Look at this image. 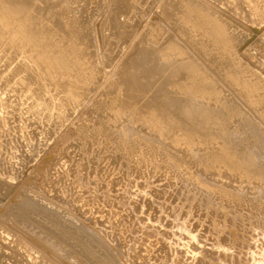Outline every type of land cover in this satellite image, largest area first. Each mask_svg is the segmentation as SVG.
<instances>
[{"label":"bare ground","instance_id":"bare-ground-1","mask_svg":"<svg viewBox=\"0 0 264 264\" xmlns=\"http://www.w3.org/2000/svg\"><path fill=\"white\" fill-rule=\"evenodd\" d=\"M3 1V0H2ZM7 1V0H6ZM33 1V0H32ZM42 1V0H41ZM44 1V0H43ZM46 1V0H45ZM56 1V0H55ZM55 1H53V2H55ZM66 1V0H65ZM92 1V0H91ZM103 1H105L106 2V6L107 5H109L110 6V12H109V15L107 16V18L104 20V22H103V24H105V27L106 26H110L112 29H114L113 30V32H114V34H118L120 37H121V39H122V41L121 40H119V41H121L124 45H128L129 46V49H128V51H126V52H124V53H126L125 55V57H124V54H123V57L124 58H122V59H120L121 60V62L118 60V62H120V64L117 62V60H115L117 63L116 64H119L118 66L116 65V67L114 66V62H113V60H110L109 58H110V56L109 57H105V55H101V54H99V53H96V52H94L96 55H94L93 56V58L95 59V63H99L100 65L102 64V59H103V57L105 58V59H107L106 60V62L107 63H109L110 61V65H111V63L113 62L114 64L110 67V65L108 64V67H107V65H106V68L104 67V69H109L110 70V68H114V70H111L112 71V73H110L109 72V70H108V72L110 73V74H108V72H106V70H104V69H102V74L101 73H99L98 72V70L100 71V69H95V64L93 65V67L94 68H92V66L90 67V74H89V72H88V76H85V77H87V78H89L90 77V79H86V80H88L87 82H86V80L84 81V83L86 82V83H88L89 82V80L91 81L89 84H87V88L85 87V84H83V86H81V87H79L80 85H82V84H80L78 87H74L73 85H74V82H76V80H74V82H73V80H72V82H73V85L71 86V85H68V80L67 81H65V82H61V81H59V82H55V80H53L55 83V85L53 84V83H51L52 81H51V79H50V81H48V79L47 78H40L39 77V75H38V73H40L39 71H38V69L40 68L39 67V63H37V64H35V61H34V63H32V64H34V65H30V66H28V65H26V64H22V66L19 68L18 67V71L15 73L14 71V73L13 72H11V75H14V76H12V77H14L15 79H17L16 77L17 76H19V80H17V81H19V83L17 82V84H19L18 86L21 88V89H24V90H26V92L28 91L29 93H31V98L33 97L34 99H35V102L37 103L36 105H39L40 107H42L43 109H44V111H46L47 113L48 112H50V108H51V104H50V102H51V100L53 101V99H55L56 97H58L59 98V96H61L60 97V100L59 101H61L60 102V107H61V113L60 114H55V115H53V114H50V113H48V114H44L45 115V118L43 117V116H38V114L39 113H37V114H33V115H31L32 117L30 118L29 116L30 115H27L26 117L27 118H25L26 120H27V122H26V120H25V124H24V119L23 120H21L20 122H18V120H17V115H19V114H17V115H10V116H17V117H15L16 118V125L18 126V128H17V126H13L14 128H11V130L12 129H16V131H18V133H21V132H24L25 134H27L26 135V137L25 138H28L27 136H30L29 138H35V136H39V135H42V134H44V135H47L46 137L48 138V140H49V142H50V139L52 138V139H54L53 137H56L55 139H57V141H56V143L60 140L59 138H61L62 137V134L61 135H59V129L62 127V125L65 123V122H67L68 123V117L71 119V118H73V117H71V116H74V114H69V113H72L73 111H74V109H76L77 107H84L85 105V103L88 101H92V102H94L93 103V105L95 106V107H93L94 109L92 110V111H90V113H88L89 111H87L88 109H86L87 107H85L84 109H86L85 111H87V115H88V117L87 118H84V122H82L83 120V118L81 117V116H78L77 118L75 117V120H78V122L77 123H74V122H72L71 123V125H72V127L73 126H75V132L76 133H80V134H83L84 132L86 133V136L88 135L90 138H92L94 141L97 139H101V142H103L104 143V145L106 146V147H111V148H113V150H114V153L112 154L113 155V157L116 159V157H123V161H129L130 160V162H131V160H132V162H133V164H135L134 166H133V164H132V166H133V168L132 169H134L135 170V172H142L143 173V171H141V170H143V169H137L136 168V165H137V160L138 159H132V158H134L135 156H137L140 152H142V151H144L143 153H146V154H148L149 156H151V157H153V158H151V165H154V163H156V161H158V163H156V167H154L155 168V170H156V172H158V170H161V169H163V168H167V167H169V168H174L175 169V172L176 173H180V172H183V171H185V170H187L189 173H190V178L195 182V185H197V186H200V187H202L203 189H204V191H205V193L206 194H208V196H206L207 198L206 199H208L209 197H212L213 195H214V201H218V203H219V201H220V205L222 206L221 207V209L219 210V214L218 215H220V216H226L227 215V210L225 209V205H227V204H229V205H234V206H236L238 209V213H240L241 214V216H243L244 218H246V217H248V215H250L251 216V218H252V215H256V216H258L259 214H262V212L264 213V211H262V210H264V184H262V185H260L261 187H258V185L261 183V181L263 182V178H264V69L262 68L264 65V63L263 64H256V65H254L253 67H251V65H252V63L248 66L247 64H244L242 61H240L239 59H237L236 58V60L235 59H233V57L236 55V54H234V49L238 46L237 45V43L239 42V41H241V40H237L238 38H239V35H237L236 34V36H238V38H236V36L235 35H231V33H229L230 31H228L227 30V26H229V25H227L226 26V21H227V18L225 19V17L223 18V17H221L220 16V14L218 15V12H216V10L214 11V9H213V7L212 8H210L207 4H205V3H203V1H201V0H178L177 2L175 1V0H164L165 2H164V4L162 3L161 4V2H157L158 4L157 5H159L158 7H160V10H159V8H158V10L159 11H157V12H155L154 13V17H152V21L151 22H144L145 23V27L147 26V30L144 32V34H140V36H139V38H137V39H135L134 40V38H133V36H134V32H135V30H137L138 28H137V25L139 24V22L138 21H140V20H138L137 21V19L139 18V15L140 14H145L144 12H143V10H144V8H141V7H138V4H140V3H138V4H135L136 2H134L133 0H102V2ZM142 1V0H141ZM155 1V0H154ZM175 1V2H174ZM204 1H206V0H204ZM214 0H212V4L215 2H213ZM1 2V1H0ZM27 2V1H26ZM30 2V1H29ZM61 2V1H60ZM63 2V1H62ZM73 2V1H72ZM71 2V3H72ZM79 2V1H78ZM87 2V1H86ZM94 2H96V0L94 1ZM93 2V3H94ZM97 2H99V1H97ZM101 1L99 2V5H100V3H102ZM104 2V3H105ZM175 3V5L177 6V8H175L176 6L174 5V3ZM207 2V1H206ZM209 3H210V0L208 1ZM243 2H245L244 0H243ZM8 3V4H7ZM7 3H5V4H7V5H5V7H6V15L4 14L3 16H5L4 18H6L7 17V19H8V16L10 15V16H14V15H17L18 13L20 14V17H17L16 16V19L14 18V22H17L16 20H22V17L23 18H25L24 17V15H22L21 16V13L23 14V12L21 11H19V9L21 8L22 9V3H24V0H9ZM32 3V2H31ZM30 3V5L32 6V4ZM33 3H35V1L33 2ZM47 3H49V4H51L50 2H47ZM69 3V2H68ZM90 3V2H89ZM172 3V6H173V8H175L176 10H181V9H185V10H183V11H185V12H183V13H185L184 15H185V17H186V14L190 17V20H188L187 18V20H186V22L185 21H182L184 18H182V20H180L181 18H179L180 16H178L177 17V13H174V12H177V11H175L174 9H172L171 11H169L170 9H169V7H167L168 5H170ZM215 3H217V4H219L220 2H215ZM214 3V4H215ZM222 3V2H221ZM248 4H251V9H250V11H248V13L249 12H251L250 13V15L247 13V15L248 16H250L252 19L250 20V21H252L253 23H255V24H257V27H259L258 26V24L260 25H263L264 24V0H248V2H247ZM246 3V4H247ZM1 4H3V3H1ZM28 4V3H27ZM45 4V3H44ZM81 4V3H80ZM86 4V3H85ZM143 4V3H142ZM146 4V3H145ZM144 4V5H145ZM213 4V5H214ZM224 4V3H223ZM246 4H244V5H246ZM30 5H27V6H30ZM38 5V4H37ZM65 5V4H64ZM71 5V4H70ZM75 5H76V3H75ZM84 5V4H83ZM82 5V6H83ZM87 5V4H86ZM97 5V4H96ZM102 5H104L103 3H102ZM229 5V4H228ZM232 5V4H231ZM238 5V4H237ZM1 6H3V5H1ZM0 6V7H1ZM34 6V5H33ZM54 6V5H53ZM56 6V5H55ZM63 6V5H62ZM67 6V5H66ZM77 6V5H76ZM81 6V7H82ZM94 6V5H93ZM105 6V8H107ZM155 6V5H154ZM171 6V7H172ZM215 7H218V6H216V5H214ZM242 6V5H241ZM241 6H240V8H241ZM4 7V6H3ZM2 7V8H3ZM23 7H25V10H26V3H25V6L23 5ZM36 7V6H35ZM39 7H41V6H39ZM39 7L37 6V11L38 12H40V13H42L40 10H39ZM43 8H44V6H42ZM41 7V10L43 9ZM49 7V6H48ZM74 7V6H73ZM86 7V6H85ZM102 7V6H101ZM220 7H222L221 5H220ZM224 7V6H223ZM53 8V7H52ZM61 8V6L59 7V9ZM64 8V7H63ZM69 8H71V7H69ZM78 8V7H77ZM77 8H74V9H77ZM151 8H152V6H151ZM29 9H30V7H29ZM48 9V8H47ZM46 9V10H47ZM50 9H51V5H50ZM55 9V8H54ZM80 9V8H79ZM83 9V8H82ZM143 9V10H142ZM154 9H156V7L154 8ZM218 9V8H217ZM242 9V8H241ZM28 10V9H27ZM44 10V9H43ZM49 10V9H48ZM66 10V9H65ZM64 10V11H65ZM68 10V9H67ZM66 10V11H67ZM84 10V9H83ZM86 10V9H85ZM84 10V11H85ZM100 10V9H99ZM98 10V11H99ZM104 10V9H103ZM146 10V9H145ZM144 10V11H145ZM151 10V9H150ZM150 10H146V11H150ZM226 10V9H225ZM233 10V9H232ZM236 10V9H235ZM52 11V10H51ZM63 11V12H64ZM78 11V10H77ZM92 11V10H91ZM102 11V10H101ZM108 11V10H107ZM123 11L127 14V12L128 13H130L131 15V19L127 22V24L126 23H120L119 21H118V18H117V16L119 17L120 15L119 14H117V13H123ZM145 11V12H146ZM234 11V10H233ZM242 11V10H241ZM246 11V10H245ZM3 12V11H2ZM18 12V13H17ZM25 13H28L27 11H24ZM32 13L34 12V11H31ZM45 12V11H44ZM56 12V11H55ZM63 12H62V14H63ZM75 12V11H74ZM82 12V11H81ZM80 12V13H81ZM105 12V11H104ZM148 12L146 13L147 15H148ZM181 12V17H184V15H183V13ZM223 12V11H222ZM225 12H227V11H225ZM237 12V11H236ZM4 13V12H3ZM2 13V14H3ZM17 13V14H16ZM30 13V12H29ZM32 13H30V14H32ZM36 14H37V12H35ZM51 13V12H50ZM77 13V12H76ZM76 13H74V14H76ZM89 13V12H88ZM239 13H240V11H239ZM242 13V12H241ZM244 13H246V12H244ZM7 14H8V16H7ZM44 14V13H43ZM47 14V13H46ZM49 14V13H48ZM61 14V13H60ZM64 14H66V13H64ZM72 14V13H71ZM86 14V13H85ZM126 14H124V15H126ZM146 14H145V16H143V15H141L142 17H146ZM178 14H179V12H178ZM232 14H234V13H232ZM1 15V14H0ZM55 15V14H54ZM59 15V14H58ZM67 15H68V13H67ZM80 15V14H79ZM103 15H104V13H103ZM122 15V14H121ZM242 15V14H241ZM244 15V14H243ZM27 16V15H26ZM28 16H30V15H28ZM27 16V17H28ZM43 16V15H42ZM47 16L48 15H46V17L45 18H47ZM53 16V15H52ZM56 16V15H55ZM72 16H73V14H72ZM71 16V17H72ZM77 16H78V14H77ZM87 16V15H86ZM92 16H93V14H92ZM95 16V15H94ZM97 16V15H96ZM123 16V15H122ZM150 16H152V15H150ZM149 16V17H150ZM222 16H223V14H222ZM233 16V15H232ZM36 17V16H35ZM62 17V16H61ZM60 17V18H61ZM85 17V16H84ZM99 17H100V15H99ZM99 17H97V18H99ZM126 17H128V16H126ZM149 17H146V18H148V20L150 19ZM227 17V16H226ZM247 17V16H246ZM1 18V17H0ZM3 18V19H4ZM12 18V19H13ZM31 18V17H30ZM38 18V17H37ZM40 18V17H39ZM38 18V19H39ZM90 18V17H89ZM93 18V17H92ZM125 18V17H124ZM179 18V19H178ZM244 18V17H243ZM3 19H1V21H0V23L2 22V20ZM11 19V20H12ZM26 19V18H25ZM28 19V18H27ZM25 20V21H28V20ZM34 19V18H33ZM49 19H50V17H49ZM57 18H55V20H56ZM62 19V18H61ZM65 19H67V18H65ZM74 19V18H73ZM77 19V18H76ZM141 19V18H140ZM236 19V18H235ZM240 19H242V18H240ZM10 20V19H9ZM18 20V21H19ZM36 20V19H35ZM47 21H48V18L46 19ZM96 20V22L98 23V20L99 19H95ZM142 20H143V18H142ZM154 20H155V22H156V24H153L154 23ZM237 20V19H236ZM235 20V21H236ZM239 20V19H238ZM247 20V19H246ZM249 20V19H248ZM60 21H62V20H59L58 22H60ZM65 21V20H64ZM69 21V20H68ZM68 21H66V22H68ZM78 21H80V20H78ZM78 21H76V22H78ZM89 21V20H88ZM182 21V22H181ZM188 21V22H187ZM232 21V20H231ZM245 21V20H244ZM4 22V21H3ZM8 22V21H7ZM13 22V23H14ZM20 22V21H19ZM32 23H33V21H31ZM35 22V21H34ZM37 22H38V20H37ZM39 22H40V20H39ZM42 22V21H41ZM45 22V21H44ZM56 21H54L53 23L54 24H56L55 23ZM87 21H85V23H86ZM93 22V21H92ZM101 22V21H100ZM126 22V21H125ZM143 22V21H142ZM160 23V24H158V23ZM230 22V21H229ZM9 23V22H8ZM43 23V22H42ZM42 23H40V24H42ZM46 23V22H45ZM48 23V22H47ZM78 23H80V22H78ZM77 23V24H78ZM85 23H83V25L85 24ZM146 23L148 24V25H146ZM189 23V24H188ZM228 23V22H227ZM246 23V22H245ZM2 24V23H1ZM14 24H16V23H14ZM25 24V23H24ZM30 25H31V23H29ZM35 24V23H34ZM54 24H52V25H54ZM57 24H59V23H57ZM56 24V25H57ZM74 24V23H73ZM90 24V23H89ZM93 24V23H92ZM94 24H96L95 22H94ZM93 24V27L91 26V25H88V26H91V27H88L87 26V28H90V30H91V32H93L94 34H97V33H99L100 34V36H101V39L99 40V41H101V45H102V49H105V47H112V45H117V44H115V43H113V44H111L110 43V41H109V36H107L106 34L105 35H103L104 37L102 38V32L101 31H103V30H101L103 27L102 26H104V25H100L99 27H95V25ZM140 24H141V22H140ZM139 24V25H140ZM232 24V23H231ZM4 25V24H3ZM10 25V24H9ZM46 25V24H45ZM48 25V24H47ZM51 25V24H50ZM51 25V26H52ZM56 25H54V26H56ZM80 25V24H79ZM138 25V26H139ZM249 25V24H248ZM14 26V25H13ZM23 26H25V25H23ZM35 26V25H34ZM36 26H37V24H36ZM63 26V24L60 26H56L55 28H57L58 30H63V32H67V36H71V34L72 33H75L76 31H78V30H76L75 32H72V31H70L71 29L70 28H68V27H71L69 24L67 25V28L66 27H62ZM85 26V25H84ZM143 26V27H144ZM31 27V26H30ZM45 27V26H44ZM76 28H77V26H75ZM110 27H108L109 29H111ZM230 27V26H229ZM232 27V26H231ZM230 27V28H231ZM24 28V27H23ZM33 28V27H32ZM81 28V27H80ZM83 28V27H82ZM81 28V29H82ZM97 28H98V30H97ZM137 28V29H136ZM164 28H166V30L164 29ZM232 28H234V27H232ZM31 29V28H30ZM70 29V30H69ZM81 29H79V31L81 30ZM84 29V28H83ZM85 29H86V27H85ZM190 29V30H189ZM235 29V28H234ZM38 30V29H37ZM41 30V29H40ZM75 30V29H74ZM104 30H108L107 28L106 29H104ZM144 30V29H143ZM192 30V31H191ZM194 30H198L200 33V35H198V34H195V35H197V37H194V34H190V31L191 32H193L194 33ZM232 30V29H231ZM240 30V29H239ZM26 31V34L28 33V32H30L29 30L27 31V30H25ZM83 31V30H82ZM89 31V30H88ZM96 31H97V33H96ZM105 31V32H106ZM109 31V30H108ZM112 31V30H111ZM111 31H110V33H111ZM198 31H197V33H198ZM2 32V31H1ZM0 32V33H1ZM11 32H12V30H11ZM16 32V31H15ZM63 32H62V34H63ZM65 32V33H66ZM72 32V33H71ZM84 32V31H83ZM90 32V31H89ZM4 35H5V33H4V31L2 32ZM23 33L25 34V32L23 31ZM140 33V32H139ZM142 33V32H141ZM166 33H167V35H166ZM179 33V35L180 36H177V34ZM196 33V32H195ZM240 33V31L238 32V34ZM47 34V33H46ZM45 34V35H46ZM84 34V33H83ZM89 34V33H88ZM109 34V33H108ZM246 34V33H245ZM10 34H8V36H9ZM15 35V34H14ZM14 35H12V36H14ZM31 39L26 35V37H28L30 40H31V42L33 41L34 42V35L32 36V32H31ZM50 35V34H49ZM75 35V34H74ZM86 35V34H85ZM84 35V36H85ZM91 35V34H90ZM38 36V35H37ZM42 36H43V34H42ZM56 36V35H55ZM54 36V37H55ZM66 36V37H67ZM73 36V35H72ZM92 36H93V34H92ZM105 36H107V37H105ZM111 36V35H110ZM115 36V35H114ZM118 36V37H119ZM177 36V37H176ZM16 37V36H15ZM23 37H25V36H23ZM26 37H25V41L26 42H29V39L27 38L26 39ZM44 37V36H43ZM47 37V36H46ZM63 37V36H62ZM78 37V36H77ZM80 37V36H79ZM90 37V36H89ZM88 37V38H89ZM97 36L95 35V38H96ZM113 37V36H112ZM111 37V38H112ZM116 37V36H115ZM137 37V36H136ZM4 38V37H3ZM3 38L1 37V34H0V58L3 56L4 57V60L6 61V59H7V56H6V59H5V55L6 54H4V52H6L5 51V46H6V42L8 41V39H7V41H4L3 40ZM6 38V37H5ZM4 38V39H5ZM22 38V37H21ZM48 38V37H47ZM64 38V37H63ZM71 38V37H70ZM73 38V37H72ZM82 38V37H81ZM81 38H79V40H81ZM100 38V37H99ZM11 39V38H10ZM19 39V38H18ZM75 39V38H74ZM87 39V38H86ZM89 39H91V37L89 38ZM240 39V38H239ZM20 40H24V38H22V39H20ZM28 40V41H27ZM40 40H42L41 38H40ZM60 40V39H59ZM83 40H84V38H83ZM97 40V39H96ZM137 40V41H136ZM242 40H244V39H242ZM14 41V40H13ZM16 41V40H15ZM46 41V40H45ZM91 41V40H90ZM94 41V40H93ZM115 41V40H114ZM118 41V42H119ZM17 42V41H16ZM15 42V43H16ZM31 42H29V44L28 45H30V43ZM48 42V41H47ZM47 42H45V43H47ZM50 42V41H49ZM97 42V41H96ZM241 42H244V41H241ZM262 42V41H261ZM5 43V44H4ZM13 43V42H12ZM15 43L14 44H12V45H15ZM53 43V42H52ZM57 43V42H56ZM60 43H63V42H60ZM73 43V42H72ZM94 43H95V41H94ZM98 43V42H97ZM96 43V44H97ZM17 44V43H16ZM24 44V43H23ZM26 44V43H25ZM39 44V43H38ZM78 44V43H77ZM76 44V45H77ZM89 44H90V42H89ZM88 44V45H89ZM100 44V43H99ZM98 44V45H99ZM243 44V43H242ZM241 44V45H242ZM245 44V43H244ZM9 45V44H8ZM11 45V44H10ZM19 44H17V46H18ZM34 45H35V43H34ZM54 45V44H53ZM59 45V44H58ZM63 45V44H62ZM75 45V46H76ZM81 45V44H80ZM88 45H87V48H88ZM239 45H240V43H239ZM256 45V44H255ZM26 46V45H25ZM36 46V45H35ZM84 46V45H83ZM93 47L95 46V45H92ZM119 46V45H118ZM261 46V45H260ZM259 46V47H260ZM12 46H10V48H11ZM22 47H23V45H22ZM28 47V46H27ZM30 47V46H29ZM56 47V46H55ZM99 47V46H98ZM97 47V48H98ZM111 47H110V49H111ZM124 47V46H123ZM238 47H240V46H238ZM242 47V46H241ZM240 47V48H241ZM20 48V47H19ZM32 48V47H31ZM30 48V49H31ZM38 48V47H37ZM43 48H45V47H43ZM57 48V47H56ZM68 48V47H67ZM86 48V49H87ZM95 48V47H94ZM100 48V47H99ZM98 48V49H99ZM107 48V49H108ZM125 48V47H124ZM173 48H175L176 50H178V52H179V54L178 53H174L175 55V58L177 57L176 55L178 54L180 57H178L177 58V60L176 61H174V62H170V63H165V62H162L161 61V53H163L165 50H166V52H168V50L167 49H173ZM243 48V47H242ZM242 48H241V50H242ZM250 47H248V49H249ZM17 49V48H16ZM49 49V48H48ZM84 49V48H83ZM96 49V48H95ZM9 49H7V51H8ZM14 50H15V48H14ZM20 50V49H19ZM24 50V49H23ZM33 50V49H32ZM43 50H45V49H43ZM53 50V49H52ZM55 50V49H54ZM80 50V49H79ZM101 50V49H100ZM113 50V49H112ZM127 50V49H126ZM170 50H169V52H170ZM175 50V51H176ZM236 50H238V48L236 49ZM241 50L239 51V53L241 52ZM247 50V49H246ZM246 50H244V52H245V54H244V52H243V54L245 55V58H246V56L248 57V59L250 60H253L252 59V55H250L249 53H248V50L246 51ZM10 51H12V49L10 50ZM38 51V50H37ZM41 51V50H40ZM39 51V52H40ZM60 51H62V50H60ZM88 51V50H87ZM106 51V50H105ZM251 51V50H250ZM9 52V51H8ZM16 52V51H15ZM38 52V53H39ZM48 52V51H47ZM55 52V51H54ZM53 52V53H54ZM59 52V51H58ZM64 52H66V51H64ZM91 52V51H90ZM99 52V51H98ZM104 52V51H103ZM106 52H108V51H106ZM119 52V51H118ZM169 52H168V54H167V56H169L170 54H169ZM237 52V51H236ZM253 52V51H252ZM260 52V51H259ZM10 53V52H9ZM8 53V54H9ZM27 53V52H26ZM52 52H51V54H53ZM61 53V52H60ZM63 53V52H62ZM68 53V52H67ZM70 53V52H69ZM77 53V52H76ZM93 53V52H92ZM102 53V52H101ZM239 53L237 54L238 55V57H240L239 56ZM248 53V54H247ZM19 54H22V52L21 53H19ZM34 55H35V53H33ZM42 54V53H41ZM40 54V55H41ZM83 54V53H82ZM107 54V53H106ZM263 54V53H262ZM11 55V53L9 54V56ZM15 56V57H17L18 55L16 54V53H14L13 51H12V55L11 56ZM17 55V56H16ZM37 56H38V54H36ZM40 55H39V57H40ZM44 55H46V54H44ZM61 55V54H60ZM73 55H75L74 53H73ZM80 55V54H79ZM101 55V56H100ZM111 55V54H110ZM256 55V54H255ZM20 56V55H19ZM30 56V55H29ZM32 56V55H31ZM30 56V57H31ZM36 56V57H37ZM89 56V55H88ZM120 56V55H119ZM252 56V57H251ZM264 56V55H263ZM49 57H50V55H49ZM49 57H47V60H48V62H47V64L51 61V62H53L54 63V59H55V63L53 64L52 63V65H54V67H51V68H54V71H57L58 72V70H60L61 68H63L64 66L62 65V66H60V64L59 63H61L60 61H63V60H60L59 61V63H57L58 61H56V58L59 60L61 57H59L58 58V56L56 57V58H54V56H53V61H52V59L50 60V58ZM64 57V56H63ZM68 57V56H67ZM73 57V56H72ZM91 57V56H90ZM116 57V56H115ZM164 58L166 57V53H165V56H163ZM172 57H173V55H172ZM9 58V57H8ZM32 58H33V56H32ZM45 57H41V59H44ZM49 58V59H48ZM112 59H113V57H111ZM167 58V57H166ZM174 58V59H175ZM255 58H256V56H255ZM254 58V59H255ZM3 59V58H2ZM13 59H14V57H13ZM23 59V58H22ZM28 59H30V58H28ZM35 59V58H34ZM41 59L39 60V61H41ZM64 59H66V58H64ZM77 59V58H76ZM76 59H75V61H76ZM89 59H91V58H89ZM116 59V58H115ZM260 59V58H259ZM18 59L17 58H15V61H17ZM21 60V59H20ZM31 60V59H30ZM37 60V59H36ZM72 60H74V59H72ZM84 60H85V58H84ZM87 60V59H86ZM110 60V61H109ZM166 60V59H165ZM167 60H170V58L168 59L167 58ZM166 60V61H167ZM171 60H173L172 58H171ZM195 60L196 61H198L199 62V65L198 66H201L200 68H198V67H195V66H193V64L194 63H196L195 62ZM250 60V61H251ZM7 61H9L10 62V65H13V63H15V61L13 62V60H7ZM24 61H26V60H24ZM44 61L45 60H43L42 62H43V64H42V62H40L41 64H42V66L44 65H46V64H44ZM88 61V60H87ZM105 61V60H104ZM244 61V60H243ZM261 61V60H260ZM31 62V61H30ZM46 62V61H45ZM50 62V63H51ZM64 62V61H63ZM69 62H71V61H69ZM77 62V61H76ZM89 62H91V61H89ZM89 62H87V63H89ZM93 62V61H92ZM248 62V61H247ZM251 62H253V61H251ZM255 62V61H254ZM259 62V61H258ZM12 63V64H11ZM28 63V62H27ZM50 63L48 64L49 66H50ZM79 63H80V61H79ZM82 64H83V62H81ZM84 63H86V62H84ZM106 63V64H107ZM262 63V62H261ZM8 64V63H7ZM6 64V65H7ZM57 64L59 65V67H61V68H59V67H57L58 68V70L55 68V66H57ZM73 64V63H72ZM76 64V63H75ZM78 64V63H77ZM90 64V63H89ZM104 65H105V63H103ZM197 64V63H196ZM254 64V63H253ZM15 66H16V68H17V65L16 64H14ZM47 65V67H49ZM65 66H67V64L65 63L64 64ZM263 65V66H262ZM9 66V65H8ZM14 66V67H15ZM72 66H75V65H72ZM197 66V65H196ZM47 67L45 66V68H46V71H47ZM89 67V66H88ZM99 67V66H98ZM101 67H103V66H101ZM100 67V68H101ZM110 67V68H109ZM193 67H195V68H198V69H195L194 70V68ZM252 69H251V68ZM9 68V67H8ZM73 68V67H72ZM75 68V67H74ZM77 68H80V66L78 67L77 66ZM76 68V69H77ZM87 68V67H86ZM92 68V69H91ZM254 68V69H253ZM41 69V71L43 70V68L41 67L40 68ZM49 69V68H48ZM68 68L66 67V69L65 70H67ZM13 70H16V69H14L13 68ZM51 71H53V69H50ZM62 70V69H61ZM74 70L75 69H73V72H74ZM77 70H79V69H77ZM80 70H81V68H80ZM80 70H79V74H81L80 73ZM84 69H82V71H83ZM45 71V72H46ZM53 71V72H54ZM69 71V70H68ZM68 71H66V74H67V72ZM71 71H72V69H71ZM57 72H55L56 74H57ZM61 72H63V71H61ZM76 72H78V71H76ZM76 72H74L75 74H76ZM84 72H85V70H84ZM84 72H83V75H85L84 74ZM87 72H85V73H87ZM96 72L97 73H99L98 75H96ZM101 72V71H100ZM64 73H65V71H64ZM69 73H70V71H69ZM72 73V72H71ZM71 73H70V76H71ZM219 74L220 75V77L221 78H223L224 79V86L223 85H221L222 87V90L225 92V90L229 93H227V92H225V93H227L228 95H226L225 97H221V100L219 99V97H217V96H215V98H218V100H219V103H217L216 101H218L217 99H215V103H217L216 105L215 104H213V105H211V103L212 102H214V101H211V100H209V101H211V103H210V106H212V107H210L209 106V108L208 107H206V111H208V113L209 114H207V116H208V119L210 120V122H208V123H206V122H204V121H208V119L206 120V119H204V118H206L203 114V110H201V108H196L193 104V106H194V108L192 109L191 108V112H190V114H188V113H186V111L188 110H181V107H182V101L180 100L181 99V96H182V100H183V95L182 94H179V93H181V92H185V93H183V94H189V95H191L192 97H193V94H195V96H196V94H197V98H195V99H197V100H202L203 99V97L204 98H207L206 97V95H207V93L209 92V91H211L212 90V88H213V90L215 89L214 88V86L215 87H217V83H216V81H215V74ZM250 73H252V75H253V77H254V80H249L250 78H248V74L250 75ZM15 74H18L17 76L15 75ZM22 74V75H21ZM53 74V73H52ZM58 74H60V72L58 73ZM57 74V75H58ZM66 74H62V75H66ZM75 74L74 75H72V77H71V79L72 78H76L75 77ZM48 75V74H47ZM61 75V74H60ZM59 75V76H60ZM78 74H76V76H77ZM83 75H81V76H83ZM91 75V76H90ZM101 75V76H100ZM109 75V76H108ZM16 76V77H15ZM51 77H52V75H50ZM102 76H103V79L105 80H103L102 82H100L99 81V79L101 80V78H102ZM107 76H108V78H107ZM110 76H111V78H113V79H109L110 78ZM114 76L115 77H117V78H114ZM218 76V75H217ZM216 76V77H217ZM8 77V76H7ZM54 77H56V75H54ZM61 77V76H60ZM68 77V76H67ZM65 78V79H69V78ZM78 77V76H77ZM101 77V78H100ZM175 77H177V81H176V79H175ZM10 78V77H9ZM57 79H58V77H56ZM173 78L175 79L174 81L177 83V89H172L171 87L167 90V92L171 89L172 91L173 90H177L176 92H174L177 96H173V97H175V98H172L171 97V95H169V94H174V93H167V92H165L166 94H168L172 99H169V97H168V99L167 98H165L163 95H166V94H163L164 93V91L165 90H163L166 86H170V84L172 83V81H173ZM219 78V77H218ZM12 79V78H11ZM10 79V80H11ZM60 79V78H59ZM58 79V80H59ZM64 79V78H63ZM77 79V78H76ZM83 80L85 79V78H82ZM109 79V80H108ZM220 79V78H219ZM8 80V79H7ZM62 80V79H61ZM79 80V79H78ZM77 80V81H78ZM80 80H81V77H80ZM80 80L78 81L79 83H80ZM222 80V79H221ZM220 80V81H221ZM9 81V80H8ZM13 81V80H12ZM174 81H173V83H174ZM218 81V80H217ZM219 81V82H220ZM50 82V83H49ZM78 82H76L75 84H79ZM81 82H83L82 80H81ZM218 82V83H219ZM222 82V81H221ZM93 84V86H94V88H95V85H106V89L104 90L103 89V91L101 92V94L99 95V96H97V95H95L97 98L95 99V97H92V99L89 97H87L86 95H90L89 93H92V92H94V93H96L95 92V89H94V91H92L93 89H92V85H90V84ZM52 84H53V86H55L56 87V89L54 90V88L55 87H52ZM59 85V86H58ZM70 87V89L68 88V86ZM16 86V85H15ZM50 86H51V89H50ZM66 86V87H65ZM68 88V89H65V88ZM72 87H74V88H72ZM89 87H91V88H89ZM220 87V86H219ZM219 87L218 88H216L217 90H219ZM52 88H53V90L55 91L53 94H50L49 95V93H51L52 91ZM89 88V89H88ZM176 88V87H175ZM14 89H16V88H14ZM216 89L214 90V91H216ZM18 90L20 91V89L18 88ZM80 90V91H79ZM82 90H86L85 92H86V95H84L85 93H81L82 92ZM96 90H97V86H96ZM170 90V92H172ZM17 91V90H16ZM88 91V92H87ZM99 91H101V90H99ZM219 92V91H218ZM221 92V91H220ZM223 92V93H224ZM209 94V93H208ZM212 94V93H211ZM48 95V96H47ZM57 95V96H56ZM84 95V96H83ZM189 95H186V96H189ZM199 95V96H198ZM47 96V97H46ZM200 96H202V97H200ZM213 96V95H212ZM84 97H86V98H84ZM178 97H180L178 100H177V98ZM198 97H200V98H202V99H198ZM211 97V96H210ZM214 97V96H213ZM88 98V99H87ZM94 98V99H93ZM186 98V97H185ZM187 98H189V97H187ZM186 98V100L185 101H190L189 99H187ZM181 101V102H178V101ZM203 101V100H202ZM208 101V102H209ZM239 101H240V103H242V105L243 106H245L246 107V109H247V112L246 111H244L243 109H242V106L240 107V105H239ZM89 102V103H90ZM194 102V101H193ZM195 102H196V100H195ZM200 103H201V101H199ZM199 102H196V103H199ZM203 102H206V104H204V106H206L207 105V101H203ZM181 103V104H180ZM184 103V102H183ZM187 103V102H186ZM186 103H184V104H186ZM190 103V102H189ZM195 103V104H196ZM86 104H88V103H86ZM179 104V105H178ZM191 105V104H190ZM189 105V106H190ZM209 105V104H208ZM186 106V105H185ZM185 106H184V109H186L185 108ZM204 106L202 107V109L204 108ZM187 107V106H186ZM191 107V106H190ZM190 107H189V109H190ZM200 107V106H199ZM78 108V109H79ZM208 108V109H207ZM77 109V110H78ZM83 109V108H82ZM39 110H41V109H39ZM39 110H38V112H39ZM79 111V110H78ZM42 112H43V110H42ZM77 112V111H76ZM83 112V111H82ZM188 112V111H187ZM43 114V113H42ZM79 115H81V113H78ZM253 114V115H252ZM255 114H258L257 116H255ZM6 115V114H5ZM4 115V117L2 116V115H0V155H1V158H2V156H3V159H4V161H2L1 160V162H3V163H0V172H1V174H3L4 172L5 173H7V172H9V171H12V173L14 174V178L16 179V181H17V178H18V180L19 181H21L19 178H20V175H21V177H23L22 176V174L24 173V172H22V171H26L27 170V168L29 167V165L30 164H32L33 165V161L32 160H34L33 158H36L35 156L32 158V156H31V153H32V155H34V153L33 152H31V151H29V152H31L30 153V155L29 154H27L25 151H26V148H27V145L28 144H32V145H34V143H32V142H28V144L26 145V143H27V141L25 142V149H24V153H21L20 154V156L18 155V156H16L15 158H16V162H14L13 160H12V158L10 159V158H8V157H6V156H4L3 155V149H7V146H9V144L7 145V146H4L5 144H6V142L5 141H3L4 139H2V136L4 135V132H5V134L7 133V132H9L8 133V135L9 134H11L13 131H8V130H10V128H8V126H9V122L11 121V119L10 118H8V117H6ZM23 115V114H22ZM25 115V114H24ZM77 115V114H76ZM122 115L123 116H127V118H129L128 116H130V117H138V118H142V117H144V119H145V117L146 118H148V121L146 120V122L144 123V124H141V125H137V122H136V125L137 126H134V127H131V126H128L129 124H127V126H126V124H125V122L127 121V119L125 120L124 118H126V117H122ZM138 115V116H137ZM150 115V117L151 118H149V117H147V116H149ZM22 117V116H21ZM41 117L42 118H44V119H41ZM123 118V120H121V118ZM134 117V118H135ZM12 118V117H11ZM15 118L14 119H12V120H15ZM30 118V119H29ZM134 118H131V119H129L128 120V123H129V121L131 122L130 124H132V125H134V123H133V120H134ZM138 118H135V119H138ZM19 119V118H18ZM74 119V118H73ZM118 119H120L122 122L123 121H125L124 123H122L121 124V122H120V124H118L119 123V121H118ZM20 120V119H19ZM132 120V121H131ZM140 120H142V119H139V121H138V123L139 122H141ZM73 121V120H72ZM118 121V123H116ZM136 121V120H135ZM144 121V120H143ZM12 122V121H11ZM10 122V123H11ZM18 122V123H17ZM23 122V123H22ZM204 122V123H203ZM146 123H148L147 125H148V127L146 126ZM231 123H232V125H231ZM14 124V125H15ZM66 124V123H65ZM70 124V123H69ZM68 124V125H69ZM226 125H227V127H226ZM12 125H10L9 127H11ZM36 126V127H35ZM231 126V127H230ZM230 127V128H229ZM64 128V127H63ZM63 128H62V130H63ZM70 128H71V126H70ZM158 128H163V129H165L166 130V132L165 131H161L162 133L163 132H165V136L163 137V136H161L162 135V133L159 135V131L160 130H158ZM226 128L227 129H229V130H227L226 131ZM72 129V128H71ZM70 129V130H71ZM74 129V128H73ZM72 129V130H73ZM157 129V130H156ZM27 130H31V132L29 133ZM68 130V129H67ZM15 131V130H14ZM13 132V134L16 136L17 135V132ZM21 131V132H20ZM65 131V130H64ZM64 131H62V132H64ZM159 132V133H158ZM177 132H178V137H181L180 136V134L182 135V137L184 136L185 138L184 139H186L187 140V143H190V149L187 147V148H185V150L187 151H184L183 150V148L181 147L180 148V146L179 145H176V144H181V142L182 141H180V143H178L179 141H178V139L176 138V140H177V142H176V140H174L175 139V135L177 134ZM70 133H72V132H70ZM75 133V134H76ZM85 133H84V135H85ZM167 133H168V135H167ZM171 133H173V134H175L174 136H173V134H172V137H174V138H172V137H168L169 135L171 136ZM23 134V133H22ZM22 134L20 135V136H22ZM74 134V135H75ZM79 134V135H80ZM7 135V134H6ZM8 135H7V137L6 136H4V137H6L7 139H8ZM14 135H12V137H14ZM64 135V134H63ZM79 135H77L78 137H79ZM84 135H83V137H84ZM19 136V137H20ZM34 136V137H33ZM67 136V135H66ZM76 136V137H77ZM18 137V138H19ZM77 137V138H78ZM80 137H82V136H80ZM79 137V138H80ZM82 137V138H83ZM9 138H11V137H9ZM16 138V137H15ZM18 138L16 139V141H14V143L15 142H19L20 140H22L21 138H19L20 140L18 141ZM66 137H65V135H64V137L62 138V139H65ZM168 138L170 139V140H168ZM172 138V139H171ZM14 139V138H13ZM36 139V138H35ZM43 140L45 139V141H47V139L46 138H42ZM59 139V140H58ZM62 139L60 140L61 142H62V144H60V142L58 143V144H60L61 145V148H63L61 151L58 149V148H55V147H52V149L53 148H55V149H58L60 152H61V154H62V156H63V154H66V150L68 151V149H69V151L71 152V151H73L75 148H74V146H72V145H69V143H68V145L66 144H64V142L62 141ZM73 139H75V138H73ZM183 139V140H184ZM23 140H24V138H23ZM37 140V139H36ZM36 140H35V143H36ZM67 140V139H66ZM98 140V141H99ZM172 140V141H171ZM180 140H182V139H180ZM200 140V142L198 143L197 141H199ZM10 142L11 143V141H12V139H11V141H10V139H8L7 140V142ZM31 141H32V139H31ZM55 141V140H54ZM78 141V140H77ZM175 141V143L174 144H172L173 142ZM185 141V140H184ZM184 141L182 142V143H184ZM193 141V142H192ZM34 142V141H33ZM37 142H39V140H37ZM49 142H46V143H48L49 144ZM52 142H53V140H52ZM52 142H50V144H52ZM67 142V141H66ZM68 142H69V139H68ZM70 142H72V141H70ZM73 142H75V141H73ZM13 143V144H14ZM40 143V142H39ZM38 143V144H39ZM45 143V142H44ZM44 143H43V145H44ZM55 143V142H54ZM186 143V142H185ZM12 144V143H11ZM20 144H23V143H20ZM31 144L29 145L30 147H31ZM37 144V145H38ZM71 144V143H70ZM197 144V145H196ZM41 145V144H40ZM42 145V146H43ZM54 145H56V144H54ZM75 145V144H74ZM187 145V144H186ZM29 146H28V148H29ZM35 146V145H34ZM42 146H41V148H42ZM5 147V148H4ZM23 147V146H22ZM45 147V146H44ZM44 147H43V150H44ZM49 147H51V146H49ZM58 147H60V146H58ZM70 147H71V149L72 148H74V149H72V150H70ZM75 147H77V145H75ZM18 148H20V147H18ZM36 148V147H35ZM40 148V149H41ZM60 148V149H61ZM68 148V149H67ZM10 151H13L12 150V148L9 146V148H8ZM8 149H7V151H8ZM39 149V150H40ZM48 149V148H47ZM19 150H22V149H19ZM17 151V150H15V151H17V152H19L20 153V151ZM30 150H32V148L30 149ZM33 150H34V148H33ZM39 150H38V155H40L41 154V152L42 151H40L39 152ZM42 150V149H41ZM57 150V151H58ZM48 151L49 152H45V155H46V157H48L47 155H49V157L50 156H52V159L54 158V156H55V159H53V161L55 160V162L57 161V160H60V157H61V154L58 152L57 153V155H55V152L56 151H51V150H49L48 149ZM188 151H192V152H194L192 155H191V153H190V155L189 156H191L190 158H188L189 160H187L186 159V157H189L188 156ZM14 152V151H13ZM22 152V151H21ZM27 152H28V149H27ZM28 152V153H29ZM34 152H35V154H36V149L34 150ZM43 152V153H44ZM74 152V151H73ZM4 153H7L5 150H4ZM25 153L27 154V155H25ZM46 153H48V154H46ZM14 154L15 153H13L12 154V152H11V155H13L14 156ZM24 154V155H23ZM58 154H60V155H58ZM140 154H142V153H140ZM139 154V155H140ZM10 155V154H9ZM10 155V156H11ZM17 155V154H16ZM23 155V156H22ZM37 155V154H36ZM42 155V154H41ZM67 155H69V152H68V154ZM145 154H142V156H144ZM7 156H8V154H7ZM59 157V158H57V157ZM66 156V155H65ZM71 156H72V154H71ZM75 156V155H74ZM70 156H68V158H69ZM111 157V156H110ZM6 158H8L9 159V163H10V165H9V163H8V165H7V159ZM39 158H40V156H39ZM42 158V157H41ZM43 158H44V156H43ZM64 158V157H63ZM73 157H71V158H69V160L70 159H72ZM114 158L112 159L113 161H114ZM5 159H6V163H5ZM37 159V158H36ZM35 159V161L37 162V160ZM49 159V158H48ZM67 156H66V158H65V161L67 162ZM73 159H75V157L73 158ZM41 160V159H40ZM39 160V161H40ZM45 160V159H44ZM111 160V161H112ZM39 161H38V163H39ZM42 162H43V160H41ZM46 161V160H45ZM51 161V160H50ZM65 161H63V165H66L67 163H65ZM139 161H141V159L139 160ZM138 161V162H139ZM42 162H40V163H42ZM47 162V161H46ZM46 162H44V163H46ZM54 162V163H55ZM70 162V161H69ZM109 162V161H108ZM207 162V163H206ZM208 162H209V164H210V168L208 167L207 168V166H208ZM73 163H74V161H73ZM114 163V162H113ZM141 163V162H140ZM12 164V165H11ZM48 164H50L51 165V162L50 163H48ZM57 164V163H56ZM72 164V163H71ZM75 164V163H74ZM109 164H111V162L109 163ZM39 165V164H38ZM40 165H42V166H40ZM39 166L42 168V167H44L43 166V164H40ZM59 165V164H58ZM62 165V166H63ZM70 165V164H69ZM34 166V165H33ZM35 166H37V165H35ZM61 166V167H62ZM72 166V165H71ZM70 166V167H71ZM78 166H80V165H78ZM107 166V165H106ZM106 166H104V168L106 167ZM138 166H140V164H138ZM38 167V166H37ZM73 167V166H72ZM71 167V168H72ZM84 167V166H83ZM202 167L205 169H203L202 170ZM213 167H217V170H218V168H219V170H220V172H218L217 173V171H215L216 169L215 168H213ZM51 168V167H50ZM53 168V167H52ZM65 168H67V171H68V167H67V165L65 166ZM64 168V169H65ZM76 168H80V167H76ZM103 168V167H102ZM104 168H103V170H104ZM141 168V167H140ZM206 168H207V171H209V170H211L212 169V171L209 173V174H206V173H203L204 171H206ZM221 168V169H220ZM26 169V170H25ZM49 169V168H48ZM47 169V170H48ZM70 169V168H69ZM72 169H74L75 170V167L74 168H72ZM98 169H100L99 170V172L101 171V167L100 168H98ZM106 169V168H105ZM109 169V172H110V177L109 176H107L106 175V177H109V179H110V181L112 182V184H117L118 182H120L121 180H124L123 178V176L121 175L120 176V173L121 174H123L122 172H119V173H117L118 171H114V173H112L113 171L112 170H110V167L108 168ZM107 169V170H108ZM111 169H114V168H111ZM200 169V170H199ZM215 169V170H214ZM29 170V169H28ZM27 170V171H28ZM35 170V169H34ZM34 170H33V172H34ZM50 170V169H49ZM52 170V169H51ZM55 171H56V169H54ZM96 170V169H95ZM106 170V171H107ZM116 170V169H115ZM140 170V171H139ZM72 171V170H71ZM198 171H200V172H198ZM202 171V172H201ZM38 172V171H37ZM44 172V171H43ZM96 172V171H95ZM98 172V171H97ZM96 172V173H97ZM98 172V173H99ZM236 172V173H235ZM9 173H11V172H9ZM12 173H11V175H12ZM30 173V172H29ZM32 173V172H31ZM39 173V172H38ZM50 173V172H49ZM58 173H59V171H58ZM62 172H60V174H61ZM97 173V174H98ZM104 173H106L105 171H102L100 174L102 175V178H103V176H104ZM107 173H108V171H107ZM112 173V174H111ZM118 175H117V174ZM141 173V174H142ZM28 174V173H27ZM35 174V173H34ZM41 174V173H40ZM54 174V173H53ZM56 174H57V172H56ZM59 174V175H60ZM116 174V175H115ZM139 174V173H138ZM48 175H50L51 176V174H48ZM61 175H63V173L61 174ZM60 175V176H61ZM248 175H250L251 176V180H252V178H255V179H257L256 181H258V182H256L255 181V183H257V184H255V187H251V188H248V185H249V183H251V180L249 179V181L250 182H248V181H246L245 183H244V180H246L245 178L247 177L248 178ZM6 176V175H5ZM13 176V175H12ZM58 176V175H57ZM98 176L99 177H101L99 174H98ZM144 176V175H143ZM244 176H246L245 178H244ZM1 177V176H0ZM29 177V176H28ZM66 179H67V177L66 176H64ZM105 177V176H104ZM2 178H4V176L2 175ZM7 178V177H6ZM34 178V177H33ZM42 178V177H41ZM50 178H52V177H50ZM56 178H58V177H56ZM101 178V179H102ZM250 178V177H249ZM5 179V178H4ZM25 179V178H24ZM37 179V178H36ZM40 179V178H39ZM49 179V178H48ZM54 179V178H53ZM59 179V178H58ZM108 179V178H107ZM106 179V181L108 182V180ZM223 179H225L226 181H223ZM32 180V179H31ZM35 180V179H34ZM38 180V179H37ZM104 179H102V181H103ZM5 181H8V183L7 184H9V180L7 179V180H5ZM4 181V182H5ZM11 181V180H10ZM15 181V182H16ZM24 181V180H23ZM33 181V180H32ZM46 181V180H45ZM62 181H64V178H63V180ZM88 181H89V179H88ZM91 181V180H90ZM89 181V182H90ZM14 182V183H15ZM26 182V181H25ZM35 182V181H34ZM34 182H32V183H34ZM39 182V181H38ZM44 182V181H43ZM55 182H56V180H54V184H55ZM221 182V183H220ZM248 182V185L244 188V184L246 185V183ZM253 182H254V179H253ZM260 182V183H259ZM13 183V182H12ZM23 183V182H22ZM27 183V182H26ZM37 183V182H36ZM45 183V182H44ZM48 182H46V184H47ZM59 182L57 181V184H55V185H60V184H58ZM63 184L62 185H64V184H66V181H65V183L64 182H62ZM91 183V182H90ZM122 183V182H121ZM121 183H120V185H121ZM237 183H241V187L243 188L242 190H240V188L241 187H237ZM244 183V184H243ZM24 184V183H23ZM23 184H21V185H23ZM30 184L31 183H29V187H31L30 186ZM123 184H124V182H123ZM32 185V184H31ZM38 185V184H37ZM62 185H61V187H62ZM111 185V184H110ZM10 186V185H9ZM33 186V185H32ZM36 186V185H35ZM50 186V185H49ZM65 186V185H64ZM115 185H112V187H114ZM119 186V184H117V187ZM157 186V185H156ZM23 188H24V186H22ZM26 187V186H25ZM40 188H42L41 186H39ZM38 187V189L37 190H40V188ZM57 187V186H56ZM55 187V188H56ZM60 187V186H59ZM155 187V186H154ZM152 188V189H150V192H146V194H145V196L143 195V196H141V197H148V195L149 196H151L153 199H154V197L155 196H157V197H159V195H162L161 196V198L162 197H164V198H166V196H165V194H167L168 193V191L165 189V188H163L162 186H161V188H163V190L161 191V188L160 187H155V188ZM263 187V188H262ZM19 188H20V186H19ZM34 188V187H33ZM67 189L66 188V186L65 187H63V189ZM116 188V187H115ZM151 188V187H150ZM3 189V188H2ZM25 189V188H24ZM27 189V188H26ZM42 189H44V188H42ZM59 189V188H58ZM58 189H57V191H58ZM64 189V190H65ZM86 189H87V187H86ZM114 189V188H113ZM49 190H50V188H49ZM48 189H46V191L48 192V194H52L53 195V193H54V188H52V192L53 193H49L50 191H49ZM62 190V189H61ZM5 191V190H4ZM21 191H22V189H21ZM21 191L19 192V193H21ZM28 191V190H27ZM56 191V194H58V192H60V191H58L57 192ZM86 191V190H85ZM85 191H84V193H85ZM167 191V192H166ZM15 192V191H14ZM23 192V191H22ZM39 192V191H38ZM42 192V191H41ZM43 192H45V191H43ZM62 192H63V190H62ZM61 192V193H62ZM18 192L16 193V194H19ZM26 193V192H25ZM30 193H31V191H30ZM30 193H26L27 194V196H29V194ZM46 193V192H45ZM61 193L60 194H58V196L59 195H61ZM64 193V196H65V191L63 192ZM67 193V192H66ZM90 192L88 191V193L86 192L85 194H89ZM161 193H163V194H161ZM23 194V193H22ZM25 194V195H26ZM34 194V193H33ZM39 194H41V193H39ZM55 194V193H54ZM82 194V193H81ZM172 193L170 192V195H169V193H168V195L171 197V196H173V194L171 195ZM212 194V196H209V195H211ZM31 195V194H30ZM51 195V196H52ZM83 195V194H82ZM81 195V196H82ZM22 196H24V194L22 195ZM21 196V197H22ZM47 196H49V195H47ZM50 196V197H51ZM63 195H61V197H62ZM85 196V195H84ZM88 196H90V194L88 195ZM169 196H167V198L169 197ZM10 197H11V195H10ZM16 197V196H15ZM57 196L56 195H53V199L55 198L56 200H57V198H56ZM91 197V196H90ZM140 197V198H141ZM12 198H14V197H11V199ZM65 198H67V197H65ZM65 198L63 197V198H61L62 200H65ZM78 198V197H77ZM80 198V197H79ZM79 198H78V200H79ZM144 198H141V199H144ZM156 198V197H155ZM164 198H162V199H164ZM175 198V197H174ZM58 199H60V198H58ZM83 199L85 200V197L83 198V196H82V199H80L79 201L80 202H82V203H84L83 202ZM91 199V198H90ZM90 199H88L87 197H86V201L87 202H89V203H87V204H90ZM157 199V198H156ZM14 200H16V199H14ZM22 200H23V203H22V206H21V203L20 204H18V205H20L19 206V209H21L22 208V210H24V211H22V212H25L26 214H28L29 216L30 215H33V216H37L36 217V219L38 218V221L35 219V222H34V220H33V222L34 223H37V222H39V224L40 223H42L41 221L42 220H44L43 218L41 219V221H39V215L41 216V215H43L44 213V211L42 210V205H40L41 203H39V200H40V198H39V200L36 198V199H33V198H26V196L25 197H22ZM44 200V199H43ZM70 200V199H69ZM68 200V201H69ZM78 200H76V201H78ZM150 199H148L147 200V198H146V201H145V203H148L149 205H148V211L150 210V212H152L153 211V208H152V206H151V203H153L152 201H149ZM166 200V199H165ZM169 200H170V198H169ZM168 200V201H169ZM171 200H173V199H171ZM211 200H212V198H211ZM211 200H209L210 202H211ZM11 201H13V200H11ZM38 201V202H37ZM47 201V200H46ZM58 201V200H57ZM67 201V199L65 200V202ZM70 201H72V200H70ZM70 201H69V204H70ZM75 201V200H74ZM75 201V202H76ZM154 201V200H153ZM157 201V200H156ZM167 201V202H168ZM173 201H176L175 199L173 200ZM213 201V203H215ZM16 202V201H15ZM45 201H43L42 203H44ZM49 202V201H48ZM54 202V201H53ZM63 201H61V203H62ZM79 202V203H80ZM93 202H95V201H93ZM135 202V201H134ZM134 202H132V204L134 203ZM170 202V201H169ZM12 203V202H11ZM51 202H49V204H50ZM67 204H68V202H66ZM92 203V202H91ZM137 203V205H139L138 204V202H136ZM144 203V202H143ZM157 203V202H156ZM173 203V202H172ZM175 203V202H174ZM218 203H216V204H218ZM8 204H9V202H8ZM16 204V205H17ZM47 204V203H46ZM57 204V203H56ZM59 204V203H58ZM65 204V203H64ZM68 204V205H69ZM75 204V203H74ZM81 204V203H80ZM86 204V205H87ZM95 204V203H94ZM99 204H101V203H99ZM131 204V205H132ZM169 204V203H168ZM9 205H11V204H9ZM13 205H15L14 203H13ZM53 205V204H52ZM73 205V204H72ZM137 205H135L136 207L135 208H137ZM141 205H143V204H141ZM157 205H158V203H157ZM48 206V205H47ZM46 206V208H50V207H47ZM54 206V205H53ZM52 206V207H53ZM58 206V205H57ZM56 206V207H57ZM70 206V205H69ZM79 206V205H78ZM83 206H84V204H83ZM102 206V205H101ZM143 206H145V204L143 205ZM197 205H195L194 207H196ZM82 207V205L80 206V208ZM86 207V206H85ZM133 207H134V205H133ZM139 207H141L140 205H139ZM198 207H200V206H198ZM9 208H11V206H9ZM16 208H18V207H16ZM15 208V209H16ZM54 208V207H53ZM51 209V211L53 210H55V208L54 209ZM58 208H59V206H58ZM68 208V207H67ZM66 208V209H67ZM83 208V207H82ZM145 209L147 208V206L146 207H144ZM13 209H14V207H13ZM71 209V208H70ZM74 209H75V207H74ZM79 208H77L76 210H78ZM117 209V208H116ZM115 209V210H116ZM134 209V208H133ZM156 209V208H155ZM193 209V208H192ZM191 209V210H192ZM195 209V208H194ZM198 209V208H197ZM197 209H196V211H197ZM200 209H202V208H200ZM11 210V209H10ZM61 210V209H60ZM69 210V209H68ZM100 210V209H99ZM118 211H119V208L117 209ZM116 210V211H117ZM157 210V209H156ZM190 210V211H191ZM209 210V212H211L210 214L212 215V211H210V209H208ZM218 210V209H217ZM12 211V210H11ZM72 211V210H71ZM78 211H81V209L80 210H78ZM87 210H84V211H81V213L82 212H86ZM120 211H121V209H120ZM203 211H206V210H203ZM262 211V212H261ZM13 212H14V210H13ZM13 212H12V214H13ZM58 212H60L59 210H58ZM62 212H65V210L64 211H62L61 210V212L60 213H62ZM115 212V211H114ZM202 210H200V211H198V215H202ZM207 212V211H206ZM208 212V213H209ZM4 213V212H3ZM9 213V212H8ZM53 213H55V211L53 212ZM56 213H57V209H56ZM74 213H76V212H74ZM79 213V212H78ZM80 213V214H81ZM87 213V212H86ZM89 213V212H88ZM93 213V212H92ZM153 213V212H152ZM151 213V214H152ZM155 213V212H154ZM193 213V212H192ZM204 213V212H203ZM7 214V213H6ZM18 214H21V213H18ZM23 214V213H22ZM66 214V213H65ZM65 214L64 213H62V215H64V217H65ZM67 214H69V213H67ZM83 214V213H82ZM94 214V213H93ZM129 214V213H128ZM155 214H157V211H156V213ZM194 215H197L196 214V212L195 213H193ZM193 214H191V217H192V215ZM11 215V213L9 214V216ZM25 215V214H24ZM47 215V214H46ZM50 215V214H49ZM48 215V216H49ZM76 215V214H75ZM85 215V214H84ZM153 215V214H152ZM207 215V214H206ZM206 215H204V217H206ZM211 215H209V216H211ZM13 216V215H12ZM16 216V215H15ZM21 216H23V215H21ZM28 216V217H29ZM32 216V217H33ZM47 216V217H48ZM67 216V215H66ZM70 216V215H69ZM187 216H188V214H187ZM208 216V215H207ZM208 216V217H209ZM249 216V217H250ZM255 216V217H256ZM4 217V216H3ZM7 217H8V215H7ZM11 217V216H10ZM19 217V216H18ZM24 217V216H23ZM25 217H27L26 215H25ZM50 217V216H49ZM63 217V218H64ZM93 217V216H92ZM190 217V218H191ZM193 217H195V216H193ZM191 218V219H194V218ZM240 217V216H239ZM249 217H248V219L247 220H249ZM254 217V218H255ZM5 218V217H4ZM13 218V217H12ZM19 218H22V217H19ZM30 218V217H29ZM65 218H70L71 219V217H65ZM73 218V217H72ZM80 218V217H79ZM90 218V217H89ZM89 218H86L87 220L89 219ZM128 218V217H127ZM190 218H189V220L188 221H192V220H190ZM198 218V217H197ZM200 218H201V216H200ZM200 218H198V219H200ZM211 218L213 219V217L211 216ZM210 218V219H211ZM257 218V217H256ZM259 218V217H258ZM258 218H257V220H258ZM14 219V218H13ZM25 219V218H24ZM33 219H34V217H33ZM70 219H68V221H70ZM77 219V218H76ZM86 219H84V220H86ZM224 219H226V218H224ZM239 219V218H238ZM260 220H258V222H260L259 224L261 225V226H263V228H264V223H262L261 222V220L263 219V218H259ZM6 220H8V219H6ZM26 220H28V219H25V221ZM30 220H32V218L30 219ZM29 220V221H30ZM45 220H46V218H45ZM44 220V221H45ZM65 220V219H64ZM63 220V221H64ZM72 220L74 221L75 219H71V221L70 222H72ZM91 222L92 221H95V223H98V220L97 219H94L93 218V220L90 218L89 219ZM97 220V221H96ZM130 220V219H129ZM207 220L209 221V219L207 218ZM207 220H203L202 219V221H206L207 223H209ZM227 220V219H226ZM37 221V222H36ZM43 221V222H44ZM47 222H48V220H46ZM51 221V220H50ZM49 221V224H48V226L50 225V227H51V229H52V227L53 226H51V224H54L53 222L51 223ZM78 221V220H77ZM196 221V220H195ZM242 221H244V220H242ZM246 221V220H245ZM2 222V221H1ZM26 222H28V221H26ZM46 222V223H47ZM61 222H62V219H61ZM65 222H67V221H65ZM79 222V221H78ZM78 222H76V223H78ZM85 222H87V221H85ZM197 222V221H196ZM206 222H204V224H206V226L208 225ZM210 222L212 223V221L210 220ZM29 223V222H28ZM75 223V221H74V224H76ZM81 223V222H80ZM90 223V222H89ZM94 223V222H93ZM123 223V222H122ZM188 223H190V222H188ZM194 223V222H193ZM236 223V222H235ZM234 223V224H235ZM240 223V222H239ZM238 223V224H239ZM242 223H244V222H242ZM246 223V222H245ZM12 224V223H11ZM32 224V223H31ZM39 224H37V225H39ZM60 224V223H59ZM67 224H68V222H67ZM66 224V225H67ZM196 223H194V225H195ZM202 224V223H201ZM232 224V223H231ZM233 224V225H234ZM248 224V223H247ZM2 225V224H1ZM5 225V224H4ZM33 225V224H32ZM42 225V224H41ZM45 225V223L43 224V226ZM65 225V224H64ZM64 225H63V227H64ZM77 225V224H76ZM190 225V224H189ZM192 225V224H191ZM196 225H199V223L198 224H196ZM211 225V224H210ZM213 225V224H212ZM216 225V224H215ZM227 225H230V223L229 224H227ZM226 225V226H227ZM240 226L242 225V227L244 226V228H245V225H243V224H239ZM23 226V225H22ZM21 226V227H22ZM27 226V225H26ZM47 226V227H48ZM84 226H86V225H84ZM219 226V225H218ZM223 226H225V224H223ZM239 226V227H240ZM249 226V225H248ZM0 227H2V226H0ZM20 227V228H21ZM29 227H30V225H29ZM28 227V228H29ZM33 227V226H32ZM31 227V229L30 230H32L33 228ZM55 227H56V225H55ZM59 227V226H58ZM79 227H81V225L79 226ZM78 227V228H79ZM83 227V226H82ZM81 227V229H83ZM188 227V226H187ZM193 227V226H192ZM199 227V226H198ZM210 228V230L209 231H211L212 229V226H209ZM215 227V226H214ZM230 227V226H229ZM3 228V227H2ZM22 228H24V226L22 227ZM28 228L26 227V229H23L24 231H28ZM38 229H39V227H37ZM57 228V227H56ZM54 229L55 230V232H56V230L57 229ZM62 228V227H61ZM197 228V227H196ZM200 229H202V226H200L199 227ZM216 228V227H215ZM246 228H247V225H246ZM245 228V229H246ZM1 229V228H0ZM16 229V228H15ZM68 229V228H67ZM69 229H71L72 230V227L70 228L69 227ZM123 229V228H122ZM131 229V228H130ZM190 229V228H189ZM192 229H194V228H192ZM204 229H206V228H204ZM231 229V228H230ZM2 230V229H1ZM34 230H36L35 228H34ZM63 229H61L60 231H62ZM66 230V229H65ZM64 231V232H62L61 233V236H62V239H63V242H61L60 241V239L58 240V241H60L59 243L61 244V243H66L67 242V244H68V242H70L71 244H72V247L74 246V247H77V252H79L78 251V249L80 250V252L79 253H87L88 251H89V247H88V245L86 244V243H82V239L84 238L85 239V237H83V238H81V235H80V233L82 234V232H80V233H76L75 231ZM185 230H187V229H185ZM198 230V229H197ZM213 230H215V229H213ZM211 231V233L212 232H214V231ZM217 230V229H216ZM246 230H248V229H246ZM6 231V230H5ZM4 231V232H5ZM11 231V230H10ZM10 231H8V232H10ZM18 231V230H17ZM33 231V230H32ZM53 231V229L51 230V232ZM59 231V232H60ZM84 231V230H83ZM204 231H206V230H204ZM222 231L224 232V234L223 235H225V236H221L222 238H223V240L221 239L220 241L222 242V241H225V242H223L224 243V245H228L227 243L230 241V239L228 238L229 236H236V232L234 231V230H232V231H229V232H227V230L226 231H224L223 229H222ZM1 232V231H0ZM14 232V231H13ZM37 232V231H36ZM55 232H53L54 233V235H55ZM124 232V231H123ZM123 232H122V234H123ZM16 233V232H15ZM21 233H22V231H21ZM30 233V235H28L27 237L28 238H30V240L28 239V241H30V242H24L25 241V239L23 238H19L18 236L16 237V238H19L18 240H17V242H16V246H14L13 248H12V252H10V251H8L9 252V254L11 253V256H12V254L14 255V257H25V256H27V252H28V255L30 254V253H32V252H34V250L36 249H38L39 251H41L42 252V254L40 255V256H43V259L41 260L42 261V264L44 263H46V262H49V260H50V256L52 255L53 256V254L55 255V257L56 256H59V260H58V257L57 258H55L58 262L56 263V264H69L68 262H67V259H65V257L62 255V256H60V255H58L57 253H56V251H59L58 250V248L60 249V250H62L63 248H62V246L61 247H56V246H58V244L56 245V246H52V245H48V244H46V243H41V241L36 237L37 236V234H35V233H31V232H28V233H22L21 234V237H23L24 235L26 236L27 234H29ZM57 233V232H56ZM195 233V232H194ZM211 233H209V234H211ZM14 234V233H13ZM24 234V235H23ZM35 234V235H34ZM58 234V233H57ZM121 234V232H119V230L115 227V228H113L112 229V231H111V233L109 234V237H110V239H112L113 240V242L116 244V242H118V243H120L119 241H118V237L119 238H124V235H122ZM186 234V233H185ZM203 234L204 235H208V233H204L203 232ZM238 234V233H237ZM9 235V234H8ZM19 235H20V233H19ZM23 235V236H22ZM129 235V234H128ZM188 235V234H187ZM192 235H194V234H192ZM196 236H198V234H195ZM194 235V236H195ZM11 236V235H10ZM13 236V235H12ZM84 236V235H83ZM184 236V235H183ZM194 236H191V240H192V237H194ZM182 237V236H181ZM199 237H201L200 235H199ZM204 237H206V236H204ZM208 237V236H207ZM237 237V236H236ZM26 238V237H25ZM128 238H130L129 236H128ZM187 238H188V236H187ZM198 238V237H197ZM227 238V239H226ZM233 238V237H232ZM22 239V240H21ZM55 239V238H54ZM58 239V238H57ZM96 239H97V236H96ZM95 239V240H96ZM127 239V238H126ZM188 239H190V238H188ZM207 239H209L208 241H210V238L208 237ZM218 239H220L219 237H218ZM228 239H229V241H228ZM235 239V238H234ZM233 239V242L234 241H237L236 239L234 240ZM1 240V239H0ZM12 240H13V244L12 245H14L15 244V239H13L12 238ZM24 240V241H23ZM82 240V241H81ZM195 240V239H194ZM200 240V239H199ZM215 240L216 241H218L216 238H215ZM215 240H212V241H215ZM6 241V240H5ZM161 241H163V240H161ZM193 241V240H192ZM201 241V240H200ZM228 241V242H227ZM56 242V241H55ZM195 241H193V243H194ZM198 242V241H197ZM227 242V243H226ZM231 242V241H230ZM238 242V241H237ZM48 243V242H47ZM53 243V242H52ZM58 243V242H57ZM64 243V244H65ZM113 243V244H114ZM165 243V242H164ZM200 243V242H199ZM202 243V242H201ZM216 243H218V242H216ZM235 243V242H234ZM206 244V243H205ZM207 244H209L208 242H207ZM221 244V243H220ZM220 244H217V247L219 248V246H220ZM236 244H238V243H236ZM10 245H11V243H10ZM9 245V246H10ZM69 245V244H68ZM182 245V244H181ZM201 245V244H200ZM219 245V246H218ZM223 245V244H222ZM221 245V246H222ZM26 246H29L31 249H30V251L29 250H26L25 249V247ZM166 246H168V245H161V248L159 249V251H161L160 253H162V254H165L166 252H167V247ZM193 246V245H192ZM196 246H197V243H196ZM211 246H212V243H211ZM220 246V247H221ZM239 246V245H238ZM241 247H242V245H240ZM6 247V246H5ZM10 247H12V246H10ZM29 247H28V249H29ZM74 247H73V249H74ZM119 247V246H118ZM190 247H191V244H190ZM200 247V246H199ZM209 247V246H208ZM237 247V246H236ZM1 248H2V246H1ZM1 248H0V251H1ZM187 248V247H186ZM194 248V246L192 247V249ZM214 248H215V246H214ZM213 248V249H214ZM217 248V249H218ZM5 249V248H4ZM169 249V248H168ZM200 249V248H199ZM202 249H204V247L202 248ZM216 249V248H215ZM237 249V248H236ZM238 249H239V247H238ZM11 250V249H10ZM190 250V249H189ZM207 250H209V249H207ZM223 251H218L216 254H215V252L217 251H215L214 253H212V255H216L217 256V254H219V255H221L222 253L224 254L227 250H229V249H222ZM63 251H64V249H63ZM67 251V250H66ZM65 251V253H67ZM183 251H185V250H183ZM190 251H192V250H190ZM189 251V252H190ZM193 251H195V248H194V250ZM196 251H198V250H196ZM200 251V250H199ZM210 251V250H209ZM5 252H7V251H5ZM38 252V251H37ZM155 252V251H154ZM154 252H150V255L152 254V255H154L155 253ZM156 254L155 255H158V251L156 250ZM188 252V253H189ZM202 252V254H204V255H207L206 253L207 252H203V250L201 251ZM211 252V251H210ZM39 253V252H38ZM121 253V252H120ZM0 254L2 255V253L0 252ZM35 253H33V255H34ZM180 254H182V252H180ZM184 254V253H183ZM200 254V253H199ZM222 254V255H223ZM226 254V253H225ZM0 255V256H1ZM36 255H37V253H36ZM36 255H34V256H36ZM4 256H5V254H4ZM39 256V257H40ZM159 256V255H158ZM166 256V255H165ZM169 256H170V254H169ZM184 256V255H183ZM195 256V255H194ZM226 256L228 257V254H226ZM234 256V255H233ZM7 257H9V256H7ZM146 257V256H145ZM163 257V256H162ZM181 257V256H180ZM179 257V258H180ZM200 257V256H199ZM207 257V256H206ZM206 257H203L204 258V260L203 261H206L207 262V260L208 259H206ZM219 257H221V256H219ZM223 257H225V256H223ZM51 258H53V257H51ZM130 258H131V256H130ZM148 258V257H147ZM178 258V257H177ZM176 257H175V259H177ZM190 258V257H189ZM195 258V257H194ZM201 258V257H200ZM199 258V259H200ZM203 258H201V259H203ZM233 258V257H232ZM0 259H2V258H0ZM4 259V258H3ZM26 259V258H25ZM28 259V258H27ZM138 259H140V257L138 258V256L137 255H135V254H133V257H132V259H131V262H132V264H139L140 263V261L138 260ZM167 259V258H166ZM198 259V258H197ZM200 259V260H201ZM206 259V260H205ZM7 260V259H6ZM14 260V259H13ZM12 260V261H13ZM18 260V259H17ZM35 260H36V258H35ZM182 261H183V257H182V259H181ZM180 259H179V264H182V263H180V261H181ZM185 260H186V258H185ZM191 260H192V258H191ZM211 259H209L208 261H210ZM213 260V259H212ZM39 261V260H38ZM137 261H139L138 263H137ZM148 261V260H147ZM162 261V260H161ZM163 261H164V257H163ZM162 261V262H163ZM198 261V260H197ZM202 261V260H201ZM200 261V262H201ZM202 261V262H203ZM3 262V261H2ZM50 262H52V260H50ZM175 262H176V260H175ZM199 262V263H200ZM202 262H201V264H202ZM212 261H210V263H211ZM21 263H22V261H21ZM25 263H27V262H24V264ZM32 263V262H31ZM34 263V262H33ZM152 263V262H151ZM195 263H197L196 261H195ZM3 264V263H2ZM19 264H20V262H19ZM23 264V263H22ZM40 264V263H39ZM124 264V263H123ZM176 264H178V263H176ZM204 264H206V263H204Z\"/></svg>","mask_w":264,"mask_h":264},{"label":"rangeland","instance_id":"rangeland-1","mask_svg":"<svg viewBox=\"0 0 264 264\" xmlns=\"http://www.w3.org/2000/svg\"><path fill=\"white\" fill-rule=\"evenodd\" d=\"M1 2H0V6L1 5H3V6H1L0 7V21H1V19H3L5 16H3L4 14L6 15V7H5V5H7L8 3V1L9 0H0ZM27 1V2H26ZM30 1V2H29ZM35 1V3H33ZM53 1H55V0H24V3H22V9L20 8L19 9V11L21 10L22 12H23V14L21 13V16L22 15H24V17L28 20V21H25L26 19L25 18H23L22 17V20L20 19H18V20H16L17 22H14L13 20H14V18L16 19V16L19 14L18 12V14L17 15H14V16H8V14H7V16H8V19H7V17L6 18H4L3 20H2V24L0 23V32L2 31H4V33H5V35L1 32L0 34H1V37L3 38V40L4 41H7V39H8V41L6 42L7 44H6V48H5V51L6 52H4V54H6L5 55V59H6V56H7V59H6V61L4 60V57L2 56L1 58H0V115H2L3 117H4V115L6 116V117H8V118H10L11 119V123L9 122L8 124H9V126L10 125H12L11 127H9L8 126V128H10V130H8V131H13V132H15L16 131V129H12L11 130V128H14L13 126H17L15 123V121H16V118L15 117H17V120H18V122H20L21 120H23L24 119V124L27 122V120L25 119V118H27L28 116L27 115H30L29 117L31 118L32 116L31 115H33V114H37V113H39L38 114V116L40 115V116H43L44 118H45V115L46 114H48V113H50V114H53V115H55V114H60L61 112V107H60V102L61 101H59L60 100V97L61 96H59V98L58 97H56L55 99H53V101L51 100V102H50V104H51V108H50V112H46V111H44V109L42 108V107H40L39 105H36L37 103L35 102V99L32 97L31 98V93H29L28 91L26 92V90H24V89H21L18 85L19 84H17V82L19 83V81H17V80H19V76H17L18 74H15L16 76V78L17 79H15L14 77H12V76H14V75H11V72H17L18 71V67L20 68L21 66H22V64L24 65V64H26V65H28V66H30V65H34V64H32V63H34V61H35V64H37V63H39V67L41 68H43V70L41 71V69L39 68L38 69V71L40 72V73H38V75H39V77L40 78H47L48 79V81H50V79H51V83H57V82H59V81H61V82H65V81H67L68 80V85H73V82H74V80H76V82H78L79 80H80V77H81V80L83 81V82H81V80H80V83L77 85V84H75L76 82H74V87L76 86V87H78L80 84H82V85H80L79 87H81V86H83V84H85V87L87 88V84H89L91 81L89 80V82L88 83H86L88 80H86V79H90V77L89 78H87V77H85V76H88L87 74H88V72L90 71V67L92 66V68H94L93 67V65L95 66V69H100V71L98 70V72L99 73H101L102 74V69H104V67L106 68V65H107V67H108V64L111 62L110 60H113V62L115 63H111V65H110V67L114 64V66L116 67V65L118 66L119 64H120V62H121V60L120 59H122V58H124L126 55V51H128V49H129V46L128 45H124L121 41H122V39H121V37L117 34H114V32H113V30L114 29H112L110 26H106L105 27V24H103V22H104V20L107 18V16L109 15V12H110V6L109 5H107L106 6V2L105 1H103L102 2V0H96V2H94L95 0H56L55 2H53ZM61 1V2H60ZM63 1V2H62ZM73 1V2H72ZM79 1V2H78ZM87 1V2H86ZM97 1H101L104 5H102V3H100V5H99V2H97ZM134 2H136L135 4H138V3H140V4H138V7H141V8H144V10L146 9H148V10H150L149 12L148 11H144L143 9V12L146 14L147 12H148V15L146 14V17H149L150 15H152V16H150L149 18V20H148V18H146V17H142L141 15H143V16H145V14H140L139 15V18L137 19V21L138 20H140V21H138L139 22V24H140V22H141V24L138 26L137 25V30H135V32H134V36H133V38H134V40L135 39H137V38H139V36H140V34L142 35V34H144V32L147 30V26L145 27L144 25H145V23L144 22H151L153 19H152V17H154V13L155 12H157V11H159L160 10V7H158L159 5H157L159 2H161V4L163 3L164 4V0H133ZM176 2L178 1V0H175ZM174 1V2H175ZM201 1H203V3H205V4H207L210 8H212L213 7V9H214V11L216 10V12H218V15L220 14V16L221 17H225V19L227 18V21H226V26L227 25H229L230 27L232 26V27H234V28H230L229 26H227V30L228 31H230L229 33H231V35H235L236 36V34L237 35H239V38H238V36H236V38H238L237 40H241V41H244V42H241V41H239L238 43H237V45L238 46H242L241 48H242V50H241V48L240 47H236L235 49H234V54H236L234 57H233V59H235L236 60V58L237 59H239L240 61H242L244 64H251L252 63V65H251V67H253L254 65H256L257 63L258 64H263L264 63V24L263 25H259L258 24V26L259 27H257V24H255V23H253L252 21H250L252 18L250 17L251 15H250V13L251 12H249L248 13V11H250V9H251V4H248L247 2H248V0H244L245 2H243V0H214L215 2L217 1V2H220L219 4H217V3H215L214 1V5H216V6H218V7H215L211 2H212V0H210V3L208 2L209 0H206V1H204V0H201ZM32 2V3H31ZM47 2H52L51 4H49V3H47ZM69 2V3H68ZM72 2V3H71ZM90 2V3H89ZM94 2V3H93ZM105 2V3H104ZM158 2V3H157ZM173 2V3H174ZM222 2V3H221ZM1 3H3V4H1ZM5 3H7V4H5ZM25 3H26V10H25V7H23V5L25 6ZM28 3V4H27ZM30 3L32 4V6L30 5ZM45 3V4H44ZM75 3H76V5H75ZM81 3V4H80ZM87 5H86V4ZM143 3V4H142ZM146 3V4H145ZM224 3V4H223ZM247 3V4H246ZM38 4V5H37ZM65 4V5H64ZM71 4V5H70ZM84 4V5H83ZM97 4V5H96ZM145 4V5H144ZM160 4V3H159ZM160 4V5H161ZM229 4V5H228ZM232 4V5H231ZM238 4V5H237ZM244 4H246V5H244ZM27 5H30V6H27ZM34 5V6H33ZM50 5H51V9H50ZM54 5V6H53ZM56 5V6H55ZM63 5V6H62ZM67 5V6H66ZM83 5V6H82ZM94 5V6H93ZM155 5V6H154ZM174 5H175V3H174ZM173 5V6H174ZM220 5L222 6V7H220ZM242 5V6H241ZM36 6V7H35ZM37 6L39 7V6H44V10L42 9L41 10V7H39V10L42 12V13H40V12H38L37 10ZM49 6V7H48ZM61 6V8L59 9V7ZM74 6V7H73ZM82 6V7H81ZM86 6V7H85ZM102 6V7H101ZM105 6L107 7V8H105ZM151 6H152V8H151ZM170 6V7H169ZM172 6V3L170 4V5H168L167 7H169V11H171L172 9H174L175 11H177V12H174L173 10V12L174 13H177V17L178 16H180L179 18H181L180 20H182V18H184L182 21H185L186 22V20L188 19V20H190V17L186 14V17H185V13H183V12H185V11H183V10H185V9H181V10H176L175 8H177V6L175 7V8H173V6ZM224 6V7H223ZM240 6H241V8H240ZM3 7V8H2ZM29 7H30V9H29ZM53 7V8H52ZM64 7V8H63ZM69 7H71V8H69ZM78 7V8H77ZM156 7V9H154ZM49 10H48V9ZM55 8V9H54ZM74 8H77V9H74ZM80 8V9H79ZM85 10H83V9ZM158 8H159V10H158ZM218 8V9H217ZM28 9V10H27ZM47 9V10H46ZM67 11H66V10ZM100 9V10H99ZM104 9V10H103ZM110 9V10H109ZM226 9V10H225ZM234 11H233V10ZM236 9V10H235ZM52 10V11H51ZM65 10V11H64ZM78 10V11H77ZM92 10V11H91ZM99 10V11H98ZM102 10V11H101ZM108 10V11H107ZM242 10V11H241ZM246 10V11H245ZM4 13H3V12ZM20 11V12H21ZM24 11H27L28 13H25ZM31 11H34L33 13L31 12ZM45 11V12H44ZM56 11V12H55ZM64 11V12H63ZM75 11V12H74ZM82 11V12H81ZM105 11V12H104ZM155 11V12H154ZM171 11V12H172ZM183 11V12H182ZM223 11V12H222ZM225 11H227V12H225ZM237 11V12H236ZM239 11H240V13H239ZM32 13V14H30V13ZM35 12H37V14L35 13ZM51 12V13H50ZM62 12H63V14H62ZM77 12V13H76ZM81 12V13H80ZM89 12V13H88ZM178 12H179V14H178ZM181 12L183 13V15H184V17H181L182 15H181ZM242 12V13H241ZM244 12H246V13H244ZM3 13V14H2ZM44 13V14H43ZM47 13V14H46ZM49 13V14H48ZM61 13V14H60ZM64 13H66V14H64ZM67 13H68V15H67ZM73 14V16H72V14ZM74 13H76V14H74ZM86 13V14H85ZM103 13H104V15H103ZM232 13H234V14H232ZM247 13L250 15V16H248L247 15ZM56 16H55V15ZM59 14V15H58ZM77 14H78V16H77ZM80 14V15H79ZM92 14H93V16H92ZM117 14H119L120 16L118 17L117 16V18H118V21L120 22V23H126L127 24V22L131 19L130 17V13H128L127 12V14L123 11V13L121 12H119V13H117ZM123 16H122V15ZM124 14H126V15H124ZM222 14H223V16H222ZM242 14V15H241ZM244 14V15H243ZM28 15H30V16H27ZM43 15V16H42ZM46 15H48L47 16V18H48V21L46 20L47 18H45L46 17ZM53 15V16H52ZM87 15V16H86ZM95 15V16H94ZM97 15V16H96ZM99 15H100V17H99ZM233 15V16H232ZM36 16V17H35ZM62 16V17H61ZM72 16V17H71ZM85 16V17H84ZM126 16H128V17H126ZM227 16V17H226ZM247 16V17H246ZM14 17V18H13ZM17 17H20V14L17 16ZM31 17V18H30ZM39 19H38V18ZM49 17H50V19H49ZM62 19H61V18ZM90 17V18H89ZM93 17V18H92ZM97 17H99V18H97ZM125 17V18H124ZM244 17V18H243ZM13 18V19H12ZM34 18V19H33ZM55 18H57L56 20H55ZM65 18H67V19H65ZM74 18V19H73ZM77 18V19H76ZM105 18V19H104ZM141 18V19H140ZM142 18H143V20H142ZM178 18V19H179ZM187 18V19H186ZM237 20H236V19ZM240 18H242V19H240ZM10 19V20H9ZM12 19V20H11ZM36 19V20H35ZM95 19H99L98 20V23L96 22V20ZM239 19V20H238ZM247 19V20H246ZM249 19V20H248ZM37 20H38V22H37ZM39 20H40V22H39ZM59 20H62V21H60V22H58ZM65 20V21H64ZM69 20V21H68ZM78 20H80V21H78ZM89 20V21H88ZM232 20V21H231ZM236 20V21H235ZM245 20V21H244ZM4 21V22H3ZM9 23H8V22ZM31 21H33V23L31 22ZM35 21V22H34ZM43 23H42V22ZM46 23H45V22ZM54 21H56L55 23L57 24V23H59V24H54L53 22ZM66 21H68V22H66ZM76 21H78V22H80V23H78V22H76ZM85 21H87L86 23H85ZM93 21V22H92ZM101 21V22H100ZM126 21V22H125ZM143 21V22H142ZM181 21V22H182ZM230 21V22H229ZM16 23V24H14V23ZM48 22V23H47ZM94 22L96 23V24H94ZM130 22V21H129ZM128 22V23H129ZM147 22V23H148ZM188 22V21H187ZM228 22V23H227ZM246 22V23H245ZM25 23V24H24ZM29 23H31V25L29 24ZM35 23V24H34ZM40 23H42V24H40ZM74 23V24H73ZM78 23V24H77ZM83 23H85L84 25H83ZM90 23V24H89ZM95 25V27H99L100 25L102 26V25H104V26H102L103 28L101 29V30H103V31H101L103 34H102V38L104 37L103 35H107V36H109V41H110V43L111 44H113V43H115V44H117V45H112V47H111V49H110V47L108 48V47H105V49H102V45H101V41H99L100 39H101V36H100V34L99 33H97V31H96V33L97 34H94L93 32H91V30H90V28H87V26L88 25H91L92 27H93V24ZM146 23V25H148ZM158 23V22H157ZM232 23V24H231ZM4 24V25H3ZM10 24V25H9ZM36 24H37V26H36ZM46 24V25H45ZM48 24V25H47ZM52 24H54V25H56L57 27L60 25H62L63 24V26L62 27H66L67 28V25L69 24L71 27H68V28H70L69 30L70 31H72V32H75L76 30H78V31H76L75 33H72L71 34V36L69 35V36H67V32L65 33V32H63V30H58L57 28H55L56 26H54V25H51ZM80 24V25H79ZM88 24V25H87ZM153 24H156V22H155V20H154V23ZM158 24H160V23H158ZM189 24V23H188ZM249 24V25H248ZM14 25V26H13ZM23 25H25V26H23ZM35 25V26H34ZM31 26V27H30ZM45 26V27H44ZM75 26H77V28L75 27ZM91 26H88V27H91ZM144 26V27H143ZM24 27V28H23ZM33 27V28H32ZM82 29H81V28ZM85 27H86V29H85ZM108 27H110L111 29H109ZM31 28V29H30ZM108 29L107 31L106 30H104V29ZM38 29V30H37ZM41 29V30H40ZM75 29V30H74ZM79 29H81L80 31H79ZM144 29V30H143ZM146 29V30H145ZM165 30H166V28H164ZM232 29V30H231ZM240 29V30H239ZM11 30H12V32H11ZM25 30H31L30 32H28L27 34H26V31ZM84 32H83V31ZM90 32H89V31ZM97 30H98V28H97ZM112 30V31H111ZM190 30V29H189ZM16 31V32H15ZM23 31L25 32V34L23 33ZM106 31V32H105ZM110 31H111V33H110ZM115 31V30H114ZM192 31V30H191ZM190 31V34L192 33V34H194V37H197V35H195V34H198V35H200L199 33V31L198 30H194V33L193 32H191ZM197 31H198V33H197ZM240 31V33L238 34V32ZM31 32H32V36L34 35V42L32 41L31 42ZM62 32H63V34H62ZM140 32V33H139ZM142 32V33H141ZM196 32V33H195ZM47 33V34H46ZM84 33V34H83ZM89 33V34H88ZM109 33V34H108ZM246 33V34H245ZM8 34H10L9 36H8ZM15 34V35H14ZM42 34H43V36H42ZM46 34V35H45ZM50 34V35H49ZM75 34V35H74ZM86 34V35H85ZM91 34V35H90ZM92 34H93V36H92ZM177 34V33H176ZM12 35H14V36H12ZM26 35L31 39H29L28 37H26ZM38 35V36H37ZM56 35V36H55ZM73 35V36H72ZM85 35V36H84ZM95 35L97 36L96 38H95ZM111 35V36H110ZM116 37H115V36ZM166 35H167V33H166ZM16 36V37H15ZM23 36H25L26 37V39L28 38L29 39V42H31L30 43V45H28L29 44V42H26L25 41V37H23ZM48 38H47V37ZM55 36V37H54ZM64 38H63V37ZM67 36V37H66ZM78 36V37H77ZM80 36V37H79ZM91 37V39H89L90 37ZM107 36H105V37H107ZM113 36V37H112ZM119 36V37H118ZM137 36V37H136ZM177 36H180L179 35V33L177 34ZM176 36V37H177ZM24 38V40H20V39H22V38ZM71 37V38H70ZM73 37V38H72ZM82 37V38H81ZM89 37V38H88ZM100 37V38H99ZM112 37V38H111ZM11 38V39H10ZM19 38V39H18ZM40 38L42 39V40H40ZM75 38V39H74ZM79 38H81V40H79ZM83 38H84V40H83ZM87 38V39H86ZM60 39V40H59ZM97 39V40H96ZM242 39H244V40H242ZM14 40V41H13ZM17 42H16V41ZM46 40V41H45ZM91 40V41H90ZM95 41V43H94V41ZM115 40V41H114ZM119 40H121V41H119ZM28 41V40H27ZM48 41V42H47ZM50 41V42H49ZM98 43H97V42ZM119 41V42H118ZM137 41V40H136ZM262 41V42H261ZM13 42V43H12ZM19 44L18 46H17V44ZM45 42H47V43H45ZM53 42V43H52ZM57 42V43H56ZM60 42H63V43H60ZM73 42V43H72ZM89 42H90V44H89ZM113 42V43H112ZM15 43V45H12V44H14ZM24 43V44H23ZM26 43V44H25ZM34 43H35V45H34ZM39 43V44H38ZM78 43V44H77ZM97 43V44H96ZM100 43V44H99ZM239 43H240V45H239ZM243 43V44H242ZM245 43V44H244ZM5 44V43H4ZM9 44V45H8ZM11 44V45H10ZM54 44V45H53ZM59 44V45H58ZM63 44V45H62ZM77 44V45H76ZM81 44V45H80ZM89 44V45H88ZM99 44V45H98ZM242 44V45H241ZM256 44V45H255ZM22 45H23V47H22ZM26 45V46H25ZM76 45V46H75ZM84 45V46H83ZM87 45H88V48H87ZM92 45H95L94 47L96 48H94ZM119 45V46H118ZM261 45V46H260ZM10 46H12L11 48H10ZM28 46V47H27ZM30 46V47H29ZM57 48H56V47ZM100 48H99V47ZM125 48H124V47ZM260 46V47H259ZM20 47V48H19ZM32 47V48H31ZM38 47V48H37ZM43 47H45V48H43ZM68 47V48H67ZM99 49H98V48ZM248 47H250L249 49H248ZM14 48H15V50H14ZM17 48V49H16ZM31 48V49H30ZM49 48V49H48ZM84 48V49H83ZM87 48V49H86ZM108 48V49H107ZM238 48V50H236ZM7 49H9L8 51L11 53V55H12V51L14 52V53H16L17 55V57H15L14 55L13 56H9V52L7 51ZM12 49V51H10ZM20 49V50H19ZM24 49V50H23ZM33 49V50H32ZM43 49H45V50H43ZM53 49V50H52ZM55 49V50H54ZM80 49V50H79ZM101 49V50H100ZM113 49V50H112ZM127 49V50H126ZM248 50V53L250 54V55H252L251 57H252V59L253 60H251V61H253V62H251L249 59H248V57L246 56V58H245V52H244V50ZM38 50V51H37ZM41 50V51H40ZM60 50H62V51H60ZM88 50V51H87ZM108 51V52H106V51ZM168 50V52H169V50L170 49H167ZM175 48H173V49H171L170 50V52H169V56H167V54H168V52H166V50L163 52V53H161L162 55H161V61L162 62H165V63H172V62H174V61H176L177 60V58L178 57H180L178 54H179V52H178V50H176ZM241 50V52L239 53V51ZM246 50V51H247ZM251 50V51H250ZM16 51V52H15ZM40 51V52H39ZM48 51V52H47ZM55 51V52H54ZM59 51V52H58ZM64 51H66V52H64ZM91 51V52H90ZM99 51V52H98ZM104 51V52H103ZM119 51V52H118ZM237 51V52H236ZM253 51V52H252ZM260 51V52H259ZM22 52V54H19V53H21ZM27 52V53H26ZM39 52V53H38ZM51 52L53 53V54H51ZM61 52V53H60ZM63 52V53H62ZM68 52V53H67ZM70 52V53H69ZM77 52V53H76ZM93 52V53H92ZM94 52H96V53H99V54H103V55H105V57H109L110 56V62L109 63H107L106 62V60L108 59H105L104 57H103V59H102V64L100 65L99 63H95L94 61H95V59L93 58V56L94 55H96ZM102 52V53H101ZM124 52H126V53H124ZM243 52H244V54H243ZM9 53V54H8ZM33 53H35V55L33 54ZM42 53V54H41ZM73 53L75 54V55H73ZM83 53V54H82ZM107 53V54H106ZM165 53H166V57L169 59L170 58V60H167V58L165 57H163V56H165ZM176 53H178L176 56V58H175V54ZM239 53V56L240 57H238V54ZM247 53V54H248ZM263 53V54H262ZM36 54H38V56L36 55ZM41 54V55H40ZM44 54H46V55H44ZM61 54V55H60ZM80 54V55H79ZM111 54V55H110ZM123 54H124V57H123ZM256 54V55H255ZM20 55V56H19ZM32 55L33 56V58H32V56L30 57V56ZM39 55H40V57H39ZM49 55H50V57H49ZM89 55V56H88ZM100 55V56H101ZM102 55V56H103ZM120 55V56H119ZM172 55H173V57H172ZM37 56V57H36ZM53 56H54V58H56L57 56H58V58L59 57H61L59 60L56 58V61H58L57 63H59V61L60 60H63V61H60L61 63H59L60 64V66H64L63 68H61V67H59V65L57 64V66H55V68L58 70V68L57 67H59V68H61L60 70H58V72L57 71H54V68H51V67H54V65H52V63L53 62H49L50 63V66L47 64V62H48V60H47V57H49L50 58V60L52 59V61H53ZM64 56V57H63ZM68 56V57H67ZM73 56V57H72ZM91 56V57H90ZM116 56V57H115ZM255 56H256V58H255ZM9 57V58H8ZM13 57H14V59H13ZM41 57H45L44 59H41ZM111 57H113V59L111 58ZM3 58V59H2ZM15 58H17L18 60L17 61H15ZM23 58V59H22ZM28 58H30V59H28ZM35 58V59H34ZM48 58V59H49ZM64 58H66V59H64ZM77 58V59H76ZM84 58H85V60H84ZM89 58H91V59H89ZM116 58V59H115ZM171 58L173 59V60H171ZM175 58V59H174ZM255 58V59H254ZM260 58V59H259ZM21 59V60H20ZM37 59V60H36ZM41 59V61H39V60ZM72 59H74V60H72ZM75 59H76V61H75ZM88 61H87V60ZM167 61H166V60ZM179 59V58H178ZM7 60H13V62L15 61V63H13V65H10V62L9 61H7ZM24 60H26V61H24ZM43 60H45L44 61V64H46L45 66L47 67V65L49 66V67H47V71H46V68H45V66L43 65L42 66V64H43ZM105 60V61H104ZM115 60H117V62H118V60L120 61V62H118L119 64H116L117 62L115 61ZM244 60V61H243ZM261 60V61H260ZM31 61V62H30ZM69 61H71V62H69ZM79 61H80V63H79ZM89 61H91V62H89ZM93 61V62H92ZM248 61V62H247ZM255 61V62H254ZM259 61V62H258ZM28 62V63H27ZM40 62H42V64L40 63ZM81 62H83V64L81 63ZM84 62H86V63H84ZM87 62H89V63H87ZM195 62L197 63H194L193 64V66H195V67H198V68H200L201 66H198L199 65V62L198 61H196L195 60ZM262 62V63H261ZM8 63V64H7ZM31 63V64H30ZM54 63H55V59H54ZM53 63V64H54ZM67 64V66H65L64 64ZM73 63V64H72ZM76 63V64H75ZM78 63V64H77ZM103 63H105V65L103 64ZM107 63V64H106ZM254 63V64H253ZM7 64V65H6ZM12 64V63H11ZM14 64H18L17 65V68H16V66L14 65ZM30 64V65H29ZM56 64V63H55ZM62 64V65H61ZM93 64V65H92ZM249 64V65H250ZM9 65V66H8ZM72 65H75V66H72ZM197 65V66H196ZM248 65V66H249ZM264 65V64H263ZM262 65V66H263ZM15 66V67H14ZM77 66L79 67L80 66V68H81V70H80V68H77ZM89 66V67H88ZM99 66V67H98ZM101 66H103V67H101ZM9 67V68H8ZM66 67L68 68L67 70H65L66 69ZM73 67V68H72ZM75 67V68H74ZM87 67V68H86ZM101 67V68H100ZM109 67V68H110ZM113 67V66H112ZM195 67H193L194 68V70L195 69H198V68H195ZM250 67V68H251ZM13 68L14 69H16V70H13ZM49 68V69H48ZM79 69L80 70V73L81 74H79V70H77V69ZM89 68V69H88ZM91 68V69H92ZM263 69H264V66L262 67ZM50 69H53V71H51ZM71 69H72V71H71ZM73 69H75L74 70V72H76V71H78V72H76V74H78L77 76H76V74L73 72ZM82 69H84L85 70V72H87V73H85L84 72V70L82 71ZM88 69V70H87ZM201 69V68H200ZM252 69V68H251ZM254 69V68H253ZM70 71V73H71V76H70V73H69V71ZM87 70V71H86ZM104 70H106V72H108V70L107 69H104ZM111 70H114V68H110V70H109V72L111 71ZM46 71V72H45ZM61 71H63V72H61ZM64 71H65V73H64ZM66 71H68L67 72V74H66ZM13 72V73H14ZM15 72V73H16ZM55 72H57V74L60 72V74H56ZM83 72H84V74L85 75H83ZM108 72V74H110V73H112V71L109 73ZM53 73V74H52ZM99 73H97L96 72V75H98ZM48 74V75H47ZM62 74H66L65 76L64 75H62ZM75 74V77L77 78H72L71 79V77H72V75H74ZM89 74H90V72H89ZM22 75V74H21ZM50 75H52V77L50 76ZM54 75H56V77H58V79L56 78V77H54ZM61 77H60V76ZM81 75H83V76H81ZM218 75V76H217ZM8 76V77H7ZM68 76V77H67ZM91 76V75H90ZM101 76V75H100ZM109 76V75H108ZM108 76H107V78H108ZM217 76V77H216ZM10 77V78H9ZM69 78V79H65V78ZM220 79H219V78ZM12 78V79H11ZM64 78V79H63ZM82 78H85L84 80L82 79ZM101 78V77H100ZM114 78H117V77H115L114 76ZM248 78H250L249 80H254V77H253V75H252V73H250V75L248 74ZM9 81H8V80ZM11 79V80H10ZM62 79V80H61ZM79 79V80H78ZM105 79V78H104ZM103 76H102V78H101V80L99 79V81L100 82H102L103 80ZM109 79H113V78H111V76H110V78ZM108 79V80H109ZM175 79H176V81H177V77H175ZM174 78H173V81L175 80ZM222 79V80H221ZM13 80V81H12ZM53 80H55V82L53 81ZM72 80H73V82H72ZM78 80V81H77ZM86 80V82L84 83V81ZM218 80V81H217ZM222 82H221V81ZM17 81V82H16ZM105 81V80H104ZM173 81H172V83L170 84V86L168 85V86H166L163 90H165L164 91V93L163 94H166L165 92H167V90L171 87L172 89H177V83L174 81V83H173ZM215 81H216V83L218 84L217 85V87H215L214 86V88L216 89V88H218L219 86V90H217L216 89V91H214L213 90V88H212V90L211 91H209L208 93H207V95H206V97L207 98H204L203 97V99L202 98H200V97H202V96H200V97H198V99L200 98V99H202L203 101H207V105L206 106H204V104H206V102H203L202 100H197V99H195V98H197L196 96H197V94H196V96H195V94H193V97L191 96V95H189V94H186V95H189V96H186L185 94H183V93H185V92H181V93H179V94H182L183 95V100H182V96H181V101L179 100L178 102H181L183 105H182V107H181V110L183 109L184 111L185 110H187L186 111V113H188V114H190V112H191V108L193 109L194 108V106L198 109V108H201V110H203V115L206 117V118H204V119H208V116H207V114H209L208 113V111H206V107H208L209 108V106H210V103H211V101H214V102H212L211 103V105H213V104H217V103H219V100H218V98H215V96H217V97H219V99L221 100V97L223 96V97H225L226 95H228L229 93L225 90V92H227V93H225L223 90H222V86L221 85H223L224 84V79L223 78H221L220 77V75L217 73V74H215ZM220 81V82H219ZM49 82V83H50ZM93 82V81H92ZM219 82V83H218ZM53 84H52V87H55V86H53ZM16 85V86H15ZM55 85V84H54ZM67 85V86H68ZM90 85H92V89L94 88V86H93V84L91 83ZM59 86V85H58ZM70 86V87H71ZM96 86H97V90H96ZM224 86V85H223ZM66 87V86H65ZM64 87V88H65ZM70 87L68 86V88L70 89ZM74 87H72V88H74ZM106 85H95V92L96 93H94V92H92V93H89L90 95L88 96V95H86V90H82V94L83 93H85L84 95H86L88 98L90 97L91 99H92V97H95V99L97 98L95 95H97V96H99L100 94H101V92L103 91V89L105 90L106 88ZM176 87V88H175ZM222 87V88H221ZM14 88H16V89H14ZM18 88L20 89V91L18 90ZM68 88H65V89H68ZM89 88H91V87H89ZM88 88V89H89ZM168 88V89H167ZM50 89H51V86H50ZM56 89V87L54 88V90ZM75 89V88H74ZM94 89L92 90V91H94ZM17 90V91H16ZM53 90V88H52V92L51 93H49V95L50 94H53L55 91ZM99 90H101V91H99ZM171 90V89H170ZM170 90L167 92L168 94L169 93H174V92H176L175 90H171L172 92H170ZM80 91V90H79ZM219 91V92H218ZM221 91V92H220ZM88 92V91H87ZM104 92V91H103ZM224 92V93H223ZM212 93V94H211ZM168 94H166V95H163L165 98H167L168 99V97H169V99H172V98H175V97H173V96H177L175 93L172 95V94H169V95H171V97L168 95ZM54 95V94H53ZM83 95V96H84ZM214 97H213V96ZM48 96V95H47ZM46 96V97H47ZM57 96V95H56ZM168 96V97H167ZM199 96V95H198ZM211 96V97H210ZM187 97H189V98H187V99H191L190 101H185L186 100V98ZM195 97V98H194ZM222 97V98H223ZM84 98H86V97H84ZM87 98V99H88ZM180 97H178L177 98V100L179 99ZM94 99V98H93ZM215 99H217L218 101H216L217 103H215ZM195 100H196V102H199V101H201V103L199 102V103H196L195 102ZM209 100H211V101H209ZM194 101V102H193ZM209 101V102H208ZM90 102V101H89ZM88 101L86 102V103H88V104H84L85 106L83 107H77L76 109H74V111L72 112V113H69V114H74V116L77 118L78 116H81L83 119V121L82 122H84V118H87L88 117V113H90V111H92L94 108L93 107H95L94 105H93V103L94 102H90L89 103ZM186 103V104H184V103ZM190 102V103H189ZM180 103V104H181ZM196 103V104H195ZM204 103V104H203ZM191 104V105H190ZM194 106H193V105ZM209 104V105H208ZM179 105V104H178ZM187 107H186V106ZM191 107H190V106ZM239 105H240V107L242 106V109L244 110V111H246L247 112V109H246V107L245 106H243L242 105V103H240V101H239ZM184 106H185V108L186 109H184ZM200 106V107H199ZM204 106V108L202 109V107ZM85 107H87L86 109H88L87 111H89L88 113H87V111H85L86 109H84ZM189 107H190V109H189ZM210 107H212V106H210ZM79 108V109H78ZM83 108V109H82ZM207 108V109H208ZM39 109H41V110H39ZM79 111H78V110ZM195 109V108H194ZM38 110H39V112H38ZM42 110H43V112H42ZM77 111V112H76ZM83 111V112H82ZM43 113V114H42ZM46 113V114H45ZM78 113H81V115H79ZM17 115V114H19V115H17V116H10V115ZM23 114V115H22ZM25 114V115H24ZM45 114V115H44ZM77 114V115H76ZM253 115V114H252ZM258 114H255V116H257ZM22 116V117H21ZM27 116V117H26ZM74 116H71V117H73V118H69L68 117V123L67 122H65L63 125H62V127L59 129V135H61L62 134V137L61 138H59L60 140L64 137V135H65V139H62V141L64 142V144L66 143L67 145H68V143H69V145H72V146H74V148H72V149H74L73 151H69V149H68V151L66 150V154H63V156H62V154H61V150L63 149V148H61V145L60 144H62V142L59 140L57 143H56V141H57V139H55L56 137H53L54 139H50V142H52V140H53V142H52V144H50V142H49V140H48V138L46 137L47 135H44V134H42V135H39V136H35V138L37 139V140H39V142H37V140L34 138H29L30 136H27L28 138H25L26 137V135L27 134H25L24 132H21V133H18V131H16L17 132V135L15 136L14 134H13V132L11 133V134H9L8 135V133L9 132H7L6 134L8 135V139H10V141H11V139H12V141H11V143L8 141L7 142V135L5 134V132H4V135L2 136V139H4L3 141H5L6 142V144L4 145V146H7L8 144H9V146L12 148V150L14 151H10L8 148H9V146H7V149H8V151H7V149L5 148V149H3L2 151H3V155L4 156H6V157H8V158H12V160L14 161V162H16L17 160H16V156H20V154L21 153H24L23 151H24V149H25V142L27 141V143H26V145L28 144V142L30 143V142H32V143H34V145H32L31 143V147L29 146L30 144H28L27 145V148H26V153L27 154H29L30 155V153L31 152H33L34 153V155H32V153H31V156H32V158L35 156H37L36 158H33L34 160H32L34 163H33V165L32 164H30L29 165V167L27 168V170L26 171H22V172H24L23 174H22V176L23 177H21V175H20V180L21 181H19L18 180V178H17V181H16V179L14 178L15 176H14V174L12 173V171H9V172H11L12 173V175H11V173H9V172H7V173H3V174H1V172H0V226H2V227H0L1 229H0V248H1V246H2V248H1V253H2V255L0 256V258H2V259H0V264H19V262H20V264H24V262H27V263H25V264H42V259H43V256H40L41 254H42V252L41 251H39L38 249L36 250H34V252H32V253H30L29 255H28V252H27V256H25V257H14V255L12 254V256H11V253L9 254V252L8 251H10V252H12V248L14 247V246H16V242H17V240L19 239V238H24L25 239V241L24 242H30V241H28V239L30 240V238H28L29 236L28 235H30V233L29 234H27L26 236L24 235H22L23 237H21V234L22 233H28V232H31L32 234L33 233H35V234H37V238L41 241V243H46V244H48V245H52V246H56L57 244H58V246H56V247H61L62 246V248L64 249V251H63V249L62 250H60L59 248H58V250L59 251H56V253L58 254V255H60V256H64L65 257V259H67V262L69 263V264H132V262H131V259H132V257H133V254H135V255H137L138 256V258L140 257V259H138L139 261H140V263L139 264H176V263H178L179 264V259L181 260L182 259V257H183V261L181 260L180 261V263H182V264H201V262L204 260V258L203 257H206V259H211L210 261H212L211 263H210V261H208L207 260V262L206 261H203L202 262V264H204V263H206V264H264V228H263V226H261L260 224V222H258V220H260L259 218H263L262 220H261V222L262 223H264V213L262 212V211H264V210H262L261 212H262V214H259L258 216H256V215H252V218H251V216L250 215H248V217H249V220H247L248 219V217H246V218H244L243 216H241V214L240 213H238V208L236 207V206H234V205H229V204H227V205H225V209L228 211L227 212V215L224 217V216H220V215H218L219 214V210L221 209V203H220V201H219V203H218V201L216 202V201H214V195L212 196V194L211 195H209V196H212V197H209L208 199H206L207 197L206 196H208V194H206L205 193V191H204V189L202 188V187H200V186H197V185H195V182L190 178V173L187 171V170H185V171H183V172H180V173H176L175 172V169L174 168H169V167H167V168H163V169H161V170H158V172H156V170H155V168L154 167H156L157 165H156V163H158V161H156V163H154V165H151V158H153V157H151V156H149L148 154H146V153H143L144 151H142V152H140V153H142V154H145L144 156H142V154H138L137 156H135L134 158H132V159H138L137 160V165H136V168L137 169H143V170H141V171H143V173L142 172H135V168L134 169H132L133 168V166L135 165V164H133V162H132V160H131V162H130V160L128 161H123L122 159H123V157H116V159L113 157V153H114V150H113V148H111V147H106L105 145H104V143L103 142H101V139L98 141L97 139L94 141L92 138H90L88 135L86 136V133H85V135H84V133L83 134H80V133H76L75 131V126H73L72 127V125H71V123L72 122H74V123H77L78 122V120H75V117ZM138 116V115H137ZM12 117V118H11ZM122 117L124 118V117H126V118H124L125 120L127 119V121L125 122V121H121V120H123V118H121V120L120 119H118V121H119V123H118V121L116 122V123H118V124H120V122H121V124L122 123H124L125 122V124H126V126H127V124H129L128 126H131V127H134V126H137V125H141V124H144L145 122H146V120L148 121V118H146L145 117V119H144V117H140V118H138V117H135V118H138V119H135L134 117H130V116H128L129 118H127V116H123L122 115ZM147 117H149V118H151L150 117V115L149 116H147ZM258 117V116H257ZM15 118V120H12V119H14ZM20 120H19V119ZM29 118V119H30ZM44 118H42L41 117V119H44ZM131 118H134V120H133V123H134V125H132V124H130L131 122L129 121V123H128V120L129 119H131ZM139 119H142V120H140L141 122H139L138 123V121H139ZM25 120H26V122H25ZM73 120V121H72ZM136 120V121H135ZM144 120V121H143ZM132 121V120H131ZM17 122V123H18ZM22 122V123H23ZM136 122H137V125H136ZM204 122H206V123H208V122H210V120L208 119V121H204ZM203 122V123H204ZM21 123V122H20ZM70 123V124H69ZM15 124V125H14ZM69 124V125H68ZM148 123H146V126L148 127V125H147ZM145 125V124H144ZM231 125H232V123H231ZM19 126V125H18ZM18 126H17V128H18ZM70 126H71V128L73 129H71L70 128ZM36 127V126H35ZM64 127V128H63ZM226 127H227V125H226ZM231 127V126H230ZM229 127V128H230ZM62 128H63V130H62ZM68 129V130H67ZM71 129V130H70ZM15 130V131H14ZM65 130V131H64ZM157 130V129H156ZM158 130H160L158 133H159V135L162 133L161 131H165L166 132V130L165 129H161V128H158ZM227 130H229V129H227L226 128V131ZM28 132L30 131L31 132V130H27ZM62 131H64V132H62ZM29 132V133H30ZM70 132H72V133H70ZM165 132H163L162 133V135L161 136H165ZM23 133V134H22ZM76 133V134H75ZM22 134V136H20ZM64 134V135H63ZM75 134V135H74ZM80 134V135H79ZM172 134L173 133H171V136L169 135L168 137H172ZM12 135H14V137H12ZM25 137H24V136ZM67 135V136H66ZM77 135H79V137L80 136H82L83 137V135H84V137L82 138V137H78ZM167 135H168V133H167ZM175 134H173V136H174ZM178 135V132H177V134L175 135V139L174 140H176V138L178 139V143H180V141H184V143H182L181 142V144H176L175 143V141L172 143V144H176V145H181L180 146V148L182 147L183 148V150L184 151H186L185 150V148H191L190 147V143H187V140L186 139H184L185 137L183 136L182 137V135L180 134V136L181 137H178L177 136ZM4 136H6V137H4ZM20 136V137H19ZM78 138H77V137ZM9 137H11V138H9ZM16 137V138H15ZM21 138L22 140H20L19 138ZM34 137V136H33ZM14 138V139H13ZM18 138V141L19 142H15L14 143V141H16V139ZM23 138H24V140H23ZM42 138H46L47 139V141H45V139L43 140ZM73 138H75V139H73ZM172 138H174V137H172ZM171 138V139H172ZM31 139H32V141H31ZM67 139V140H66ZM68 139H69V142H68ZM180 139H182V140H180ZM184 139V140H183ZM26 140V141H25ZM35 140H36V143H35ZM55 140V141H54ZM78 140V141H77ZM168 140H170L169 138H168ZM25 141V142H24ZM34 141V142H33ZM67 141V142H66ZM70 141H72V142H70ZM73 141H75V142H73ZM172 141V140H171ZM45 142V143H44ZM46 142H49V144L48 143H46ZM55 142V143H54ZM60 142V144H58ZM176 142H177V140H176ZM186 142V143H185ZM193 142V141H192ZM198 143L200 142V140L199 141H197ZM14 143V144H13ZM20 143H23V144H20ZM39 143V144H38ZM43 143H44V145H43ZM71 143V144H70ZM38 144V145H37ZM41 144V145H40ZM54 144H56V145H54ZM65 144V145H66ZM77 145V147H75V145ZM187 144V145H186ZM43 145V146H42ZM197 145V144H196ZM23 146V147H22ZM28 146H29V148H28ZM41 146H42V148H41ZM45 146V147H44ZM49 146H51V147H49ZM56 146V147H55ZM58 146H60V147H58ZM18 147H20V148H18ZM36 147V148H35ZM43 147H44V150H43ZM52 147H55V148H58V149H55V148H53L52 149ZM32 148V150H30ZM33 148H34V150L36 149V154H35V152H34V150H33ZM42 150H41V149ZM49 150H53V151H56L55 152V155H57V153L59 152L60 154H61V157H60V160H57L56 162H55V156H54V158L53 159H55L54 161H53V159H52V156H50L49 157V155H47L48 157H46V155H45V152L47 151V152H49L48 151V149ZM61 148V149H60ZM19 149H22V150H19ZM27 149H28V152L29 151H31V152H27ZM40 149V150H39ZM71 149V147H70V150H72ZM4 150L7 152V153H4ZM15 150H19L20 151V153L19 152H17V151H15ZM38 150H39V152L40 151H42L41 152V154L40 155H38L39 153H38ZM58 150V151H57ZM22 151V152H21ZM45 151V152H44ZM11 152H12V154L13 153H15L14 154V156L13 155H11ZM44 152V153H43ZM68 152H69V155H67L68 154ZM187 152V151H186ZM191 153L192 151H188V153ZM25 153V155H27ZM190 153L188 154V156L190 155ZM194 152H192L191 153V155L193 154ZM7 154H8V156H7ZM11 156H10V155ZM17 154V155H16ZM46 154H48V153H46ZM60 154H58V155H60ZM71 154H72V156H71ZM24 155V154H23ZM22 155V156H23ZM67 156V162L65 161V158H66V156ZM75 155V156H74ZM39 156H40V158H39ZM43 156H44V158H43ZM68 156H70L69 158H71V157H75V159H70L69 160V158H68ZM111 156V157H110ZM42 157V158H41ZM57 157V156H56ZM64 157V158H63ZM191 156H189V157H186V159L187 160H189L188 158H190ZM8 158H6L7 159V165H8V163H9V159ZM49 158V159H48ZM57 158H59V157H57ZM114 158V161L112 160ZM3 159V156H2V158H1V155H0V163H3V162H1V160ZM6 159H5V163H6ZM35 159L37 160V162L35 161ZM43 160V162L41 161V160ZM47 161H45V160ZM141 159V161H139ZM40 160V161H39ZM51 160V161H50ZM112 160V161H111ZM2 161H4V159L2 160ZM38 161H39V163H38ZM63 161H65V163H67L66 165H67V167H68V171H67V168H65V166L66 165H63ZM70 161V162H69ZM73 161H74V163H73ZM109 161V162H108ZM139 161V162H138ZM40 162H42V163H40ZM44 162H46V163H44ZM51 162V165L50 164H48V163H50ZM55 162V163H54ZM111 162V164H109ZM114 162V163H113ZM141 162V163H140ZM57 163V164H56ZM72 163V164H71ZM207 163V162H206ZM40 164H43V166L44 167H40V166H42V165H39ZM59 164V165H58ZM70 164V165H69ZM132 164H133V166H132ZM138 164H140V166H138ZM9 165H10V163H9ZM12 165V164H11ZM35 165H37V166H35ZM63 165V166H62ZM73 167H72V166ZM78 165H80V166H78ZM107 165V166H106ZM62 166V167H61ZM72 168H74L75 167V170L74 169H72ZM84 166V167H83ZM104 166H106L105 168H104ZM51 167V168H50ZM53 167V168H52ZM76 167H80V168H76ZM101 167V171L99 172V170L100 169H98V168H100ZM104 168V170H103V168ZM110 167V170H112L113 172L112 173H114V171L116 172V171H118L117 173H119V172H122L123 174H121L120 173V176L122 175L124 178V180H121L120 182H118L117 184H119V186L117 187V184H112V182L110 181V179H109V177L111 176L110 175V172H109V168ZM141 167V168H140ZM210 168V164H209V162H208V166H207V168ZM50 170H49V169ZM65 168V169H64ZM70 168V169H69ZM111 168H114V169H111ZM207 168H206V171H204L203 173H206V174H209L211 171H212V169L211 170H209V171H207ZM213 168H215V167H213ZM35 169V170H34ZM48 169V170H47ZM52 169V170H51ZM54 169H56V171L54 170ZM96 169V170H95ZM108 169V170H107ZM116 169V170H115ZM204 168L202 167V170H203ZM216 169V170H215ZM214 170L215 171H217V173L218 172H220V170H219V168H218V170H217V167L215 168ZM221 169V168H220ZM33 170H34V172H33ZM72 170V171H71ZM108 171V173H107V171ZM139 170V171H140ZM200 170V169H199ZM205 170V169H204ZM39 173H38V172ZM44 171V172H43ZM58 171H59V173H58ZM101 176V177H99L98 176V174L96 173V172ZM102 171H105L106 173H104V176H103V178H102V175L100 174ZM30 172V173H29ZM32 172V173H31ZM50 172V173H49ZM56 172H57V174H56ZM60 172H62L63 173V175H61L60 174ZM198 172H200V171H198ZM202 172V171H201ZM28 173V174H27ZM35 173V174H34ZM41 173V174H40ZM54 173V174H53ZM111 173V174H112ZM116 173V174H117ZM139 173V174H138ZM142 173V174H141ZM236 173V172H235ZM48 174H51V176L50 175H48ZM61 176H60V175ZM108 174V175H107ZM115 174V175H116ZM2 175L4 176V178H2ZM6 175V176H5ZM58 175V176H57ZM106 175L107 176H109V177H106ZM118 175V174H117ZM144 175V176H143ZM29 176V177H28ZM64 176H68L67 177V179L64 177ZM7 177V178H6ZM34 177V178H33ZM42 177V178H41ZM50 177H52V178H50ZM56 177H58V178H56ZM246 176H244V178H245ZM250 177V178H249ZM25 178V179H24ZM38 180H37V179ZM40 178V179H39ZM49 178V179H48ZM54 178V179H53ZM63 178H64V181H62L63 180ZM104 179L103 181H102V179ZM108 178V179H107ZM9 180V184H7L8 183V181H5V180ZM33 181H32V180ZM35 179V180H34ZM88 179H89V181L91 182H89L88 181ZM106 179L108 180V182L106 181ZM246 180H244V183L246 182V181H248V182H250L249 181V179L251 180V176L250 175H248V178L246 177L245 178ZM253 179H254V182H253ZM11 180V181H10ZM24 180V181H23ZM46 180V181H45ZM54 180H56V182H55V184H57V181L59 182L58 184H60V185H55L54 184ZM257 179H255V178H252V180H251V183H249V185H248V182L246 183V185L244 184L243 186H244V188L248 185V188H251V187H255V184H257V183H255V181H256ZM5 181V182H4ZM16 181V182H15ZM27 183H26V182ZM35 181V182H34ZM39 181V182H38ZM45 183H44V182ZM65 181H66V184H64L65 186H66V188L67 189H63V187H65L64 185H62L63 183L62 182H64L65 183ZM223 181H226L225 179H223ZM13 182V183H12ZM15 182V183H14ZM24 184H23V183ZM32 182H34V183H32ZM37 182V183H36ZM46 182H48L47 184H46ZM122 182V183H121ZM123 182H124V184H123ZM256 182H258V181H256ZM29 183H31L30 184V186L31 187H29ZM120 183H121V185H120ZM221 183V182H220ZM260 183V182H259ZM21 184H23V185H21ZM38 184V185H37ZM111 184V185H110ZM262 184H264V178H263V182L261 181V183L258 185V187H261L260 185H262ZM10 185V186H9ZM36 185V186H35ZM50 185V186H49ZM61 185H62V187H61ZM112 185H115L114 187H112ZM157 185V186H156ZM19 186H20V188H19ZM22 186H24V188L22 187ZM26 186V187H25ZM39 186H41L42 188H44V189H42V188H40ZM57 186V187H56ZM60 186V187H59ZM160 187L161 188V186L163 187V188H165L167 191H168V193H169V195H170V192L173 194V196H169L168 195V193L167 194H165V196L167 195V196H169L168 198H167V196H166V198H164V197H162V198H164V199H162L161 198V196L162 195H159V197H157V196H155L154 197V199L151 197V196H149L148 195V197L146 196L145 198L144 197H141V196H145V194H146V192L148 191V192H150V189H152L153 187ZM241 187V183H237V187ZM251 186V187H250ZM34 187V188H33ZM38 187L40 188V190H37L38 189ZM56 187V188H55ZM86 187H87V189H86ZM116 187V188H115ZM151 187V188H150ZM154 187V188H155ZM264 187V186H263ZM262 187V188H263ZM3 188V189H2ZM27 188V189H26ZM49 188H50V190H49ZM52 188H54V193L52 192L53 190H52ZM59 188V189H58ZM114 188V189H113ZM163 188H161V191L163 190ZM21 189H22V191H21ZM46 189H48L50 192L49 193H53V195H56L57 197V200L54 198L53 199V195L52 194H48V192L46 191ZM57 189H58V191H60V192H58L57 191ZM63 190V192L65 191V196H64V193L62 192V190ZM243 188L241 187L240 188V190H242ZM5 190V191H4ZM28 190V191H27ZM52 190V191H51ZM86 190V191H85ZM15 191V192H14ZM21 191V193H19ZM30 191H31V193H30ZM39 191V192H38ZM42 191V192H41ZM43 191H45V192H43ZM56 191L58 192V194H60L61 192V195H63L62 197H61V195H59L58 196V194H56ZM84 191H85V193L87 192L88 193V191L90 192L89 194H90V196H88L89 194H85L84 193ZM164 191V190H163ZM166 191V192H167ZM19 193V194H16V193ZM28 193H30L29 194V196H27V194ZM67 192V193H66ZM24 194V196H22L23 194ZM34 193V194H33ZM39 193H41V194H39ZM83 195H82V194ZM26 194V195H25ZM161 194H163V193H161ZM171 194V195H172ZM10 195H11V197H14V198H12L11 199V197H10ZM47 195H49V196H47ZM52 195V196H51ZM83 196V198L85 197V200L83 199V202L84 203H82V202H80L81 200L80 199H82V196ZM85 195V196H84ZM141 195V196H140ZM164 195V194H163ZM16 196V197H15ZM25 197L26 196V198L28 197V198H33V199H38L39 200V198H40V200H39V203H41L40 205H42L41 207H42V210L44 211L43 213V215H39V221H41V219L43 218L44 220H45V218H46V220H48V222L45 220H42L41 222L42 223H40L39 224V222H37L38 221V218L36 219V217L37 216H33V215H28V214H26L25 212H22V211H24V210H22V208L21 209H19V206L20 205H18V204H20L21 203V206H22V203H23V200H22V197ZM51 196V197H50ZM65 198V197H67V198H65V200L67 199V201L66 202H68V204H69V201L70 200H72V201H70V206L65 202V200H62L61 198ZM79 198V200H78V198ZM86 197L88 198V199H90V201L92 202H90V204H87V203H89V202H87L86 201ZM144 198V199H141V198ZM175 197V198H174ZM58 198H60V199H58ZM146 198H147V200L148 199H150L149 201H152L153 203H151V206H152V208H153V213L152 212H150V210L148 211V203H145V201H146ZM169 198H170V200H169ZM211 198H212V200H211ZM14 199H16V200H14ZM44 199V200H43ZM70 199V200H69ZM166 199V200H165ZM171 199H175L176 201H173V200H171ZM11 200H13V201H11ZM47 200V201H46ZM69 200V201H68ZM76 200H78V201H75ZM154 200V201H153ZM157 200V201H156ZM170 202H169V201ZM209 200H211V202L209 201ZM16 201V202H15ZM43 201H45L44 203H42ZM51 202L50 204H49V202ZM54 201V202H53ZM61 201H63L62 203H61ZM93 201H95V202H93ZM135 201V202H134ZM168 201V202H167ZM213 201L215 202V203H213ZM8 202H9V204H11V205H9L8 204ZM12 202V203H11ZM38 202V201H37ZM81 204H80V203ZM132 202H134L133 204H132ZM136 202H138V204L141 206V207H139V205H137V203ZM144 202V203H143ZM158 203V205H157V203ZM173 202V203H172ZM175 202V203H174ZM13 203L15 204V205H13ZM18 203V204H17ZM47 203V204H46ZM57 203V204H56ZM59 203V204H58ZM65 203V204H64ZM75 203V204H74ZM95 203V204H94ZM99 203H101V204H99ZM169 203V204H168ZM216 203H218V204H216ZM17 204V205H16ZM54 206H53V205ZM73 204V205H72ZM83 204H84V206H83ZM87 204V205H86ZM132 204V205H131ZM141 204H145V206H143V205H141ZM48 205V206H47ZM59 206V208H58V206ZM79 205V206H78ZM82 205V207L80 208V206ZM102 205V206H101ZM133 205H134V207H133ZM135 205H137V208H135L136 206ZM195 205H197L196 207H194ZM9 206H11V208H9ZM46 206L47 207H50V208H46ZM55 208V213H53L54 211L52 210L51 211V209L53 208V207ZM57 206V207H56ZM86 206V207H85ZM147 206V208L145 209L144 207H146ZM198 206H200V207H198ZM13 207H14V209H13ZM16 207H18V208H16ZM68 207V208H67ZM74 207H75V209H74ZM16 208V209H15ZM53 208V209H54ZM67 208V209H66ZM71 208V209H70ZM77 208H79L78 210H80L81 209V211H84V210H87L86 212H82L81 213V211H78V210H76ZM119 208V211L117 210V209ZM134 208V209H133ZM157 210H156V209ZM193 208V209H192ZM195 208V209H194ZM198 208V209H197ZM200 208H202V209H200ZM12 211H11V210ZM56 209H57V213H56ZM62 211H64L65 210V212H62V213H66L65 214V217H71V219H75L74 221H75V223L76 222H78V223H76V224H74V221L72 220V222H70L71 221V219L70 218H65L64 217V215H62V213H60L61 212V210ZM69 209V210H68ZM100 209V210H99ZM117 211H116V210ZM120 209H121V211H120ZM192 209V210H191ZM196 209H197V211H196ZM208 209H210V211H212V215L210 214L211 212H209V210ZM218 209V210H217ZM13 210H14V212H13ZM58 210L60 211V212H58ZM72 210V211H71ZM191 210V211H190ZM200 210H202V215H198L199 213H198V211H200ZM203 210H206V211H203ZM115 211V212H114ZM156 211H157V214H155L156 213ZM4 212V213H3ZM9 212V213H8ZM12 212H13V214H12ZM74 212H76V213H74ZM79 212V213H78ZM89 212V213H88ZM94 214H93V213ZM155 212V213H154ZM195 213L196 212V214L197 215H194L193 213ZM204 212V213H203ZM209 212V213H208ZM7 213V214H6ZM11 213V217L9 216V214ZM18 213H21V214H18ZM23 213V214H22ZM67 213H69V214H67ZM81 213V214H80ZM129 213V214H128ZM153 215H152V214ZM27 216V217H25V215ZM47 214V215H46ZM50 214V215H49ZM76 214V215H75ZM85 214V215H84ZM187 214H188V216H187ZM191 214H193L192 215V217L193 216H195V217H193L194 219H191L192 217H191ZM209 216V215H211L212 217H213V219L211 218V216H207V215ZM7 215H8V217H7ZM13 215V216H12ZM16 215V216H15ZM21 215H23V216H21ZM50 217H49V216ZM67 215V216H66ZM70 215V216H69ZM204 215H206V217H204ZM5 218H4V217ZM22 217V218H19V217ZM30 218H29V217ZM34 217V219H33V217ZM48 216V217H47ZM93 216V217H92ZM200 216H201V218H200ZM240 216V217H239ZM258 218V220H257V218ZM14 219H13V218ZM64 217V218H63ZM73 217V218H72ZM80 217V218H79ZM93 220V218L94 219H97L98 220V223H95V221H90L89 219L90 218ZM128 217V218H127ZM191 217V218H190ZM200 218V219H198V218ZM255 217V218H254ZM28 219V220H26V221H28V222H26L25 221V219ZM32 218V220H30ZM77 218V219H76ZM86 218H89L88 220L86 219ZM189 218H190V220H192V221H188L189 220ZM207 218L209 219V221L207 220ZM211 218V219H210ZM224 218H226V219H224ZM239 218V219H238ZM6 219H8V220H6ZM35 219L37 220L36 222L37 223H34L35 222ZM61 219H62V222H61ZM65 219V220H64ZM68 219H70V221H68ZM84 219H86V220H84ZM130 219V220H129ZM202 219L203 220H207L209 223H207L206 221H202ZM30 220V221H29ZM33 220H34V222H33ZM51 220V221H50ZM64 220V221H63ZM78 220V221H77ZM96 220V221H97ZM197 222H196V221ZM210 220L212 221V223L210 222ZM242 220H244V221H242ZM246 220V221H245ZM2 221V222H1ZM44 221V222H43ZM49 221L52 223H54V224H51V226H53L52 227V229H53V231L51 232V227H50V225L48 226V224H49ZM65 221H67L68 222V224H67V222H65ZM85 221H87V222H85ZM47 222V223H46ZM81 222V223H80ZM90 222V223H89ZM94 222V223H93ZM123 222V223H122ZM188 222H190V223H188ZM196 223V224H198L199 223V225H194V223ZM204 222H206L208 225L206 226V224H204ZM236 222V223H235ZM241 224H243V225H245V228H246V225H247V228L246 229H248V230H246L245 228H244V226L242 227V225L240 226L239 224L240 223ZM242 222H244V223H242ZM246 222V223H245ZM12 223V224H11ZM33 225H32V224ZM45 223V225L43 226V224ZM60 223V224H59ZM202 223V224H201ZM230 223V225H227V224H229ZM232 223V224H231ZM235 223V224H234ZM239 223V224H238ZM248 223V224H247ZM260 223V224H259ZM2 224V225H1ZM5 224V225H4ZM37 224H39V225H37ZM42 224V225H41ZM65 224V225H64ZM67 224V225H66ZM190 224V225H189ZM192 224V225H191ZM211 224V225H210ZM213 224V225H212ZM216 224V225H215ZM223 224H225V226H223ZM234 224V225H233ZM24 226V228H22L23 226ZM27 225V226H26ZM29 225H30V227H29ZM55 225H56V227H55ZM63 225H64V227H63ZM81 225V227L83 228V229H81V227H79ZM84 225H86V226H84ZM219 225V226H218ZM227 225V226H226ZM249 225V226H248ZM22 226V227H21ZM36 229V230H34V228ZM48 226V227H47ZM59 226V227H58ZM188 226V227H187ZM193 226V227H192ZM200 226H202V229H200L199 227ZM209 226H212V230L213 229H215V230H213L214 232H212L211 233V231H209L210 229V227ZM216 228H215V227ZM230 226V227H229ZM240 226V227H239ZM21 227V228H20ZM26 227L28 228V231L26 230V231H24L23 229H26ZM31 227L33 228L32 230H30L31 229ZM37 227H39V229L37 228ZM62 227V228H61ZM69 227L71 228L72 227V230L73 231H75L76 233H80V232H82V234L80 233V235H81V238H83V237H85V239L83 238L81 241H82V243H86L87 245H88V247H89V251L87 252V253H79L80 252V250L78 249V251L79 252H77V247H74V249H73V247H72V244L70 243V242H68V244H67V242L64 244V243H59L60 241L61 242H63V239H62V236H61V233L62 232H64V231H70L71 229H69ZM79 227V228H78ZM117 228L118 230H119V232H121V234H122V232H123V234L122 235H124V238H119L118 237V241L120 242V243H118V242H116V244L113 242V240L112 239H110V237H109V234L111 233V231H112V229L113 228ZM197 227V228H196ZM16 228V229H15ZM57 229L56 230V232L58 233H56L55 232V230L54 229ZM68 228V229H67ZM123 228V229H122ZM131 228V229H130ZM190 228V229H189ZM192 228H194V229H192ZM204 228H206V229H204ZM231 228V229H230ZM61 229H63L62 231H60ZM66 229V230H65ZM185 229H187V230H185ZM198 229V230H197ZM217 229V230H216ZM222 229L224 230V231H226L227 230V232H229V231H232V230H234L235 232H236V236H229L228 238L230 239V241H229V239H228V245H224V243L223 242H225V241H220L221 239L223 240V238L221 237V236H225V235H223L224 234V232L222 231ZM6 230V231H5ZM11 230V231H10ZM18 230V231H17ZM71 230V231H72ZM84 230V231H83ZM204 230H206V231H204ZM5 231V232H4ZM8 231H10V232H8ZM14 231V232H13ZM21 231H22V233H21ZM37 231V232H36ZM60 231V232H59ZM16 232V233H15ZM53 232H55V235H54V233ZM195 232V233H194ZM203 232L204 233H208V235H204L203 234ZM14 233V234H13ZM19 233H20V235H19ZM186 233V234H185ZM209 233H211V234H209ZM238 233V234H237ZM9 234V235H8ZM34 234V235H35ZM129 234V235H128ZM188 234V235H187ZM192 234H198V236H194V235H192ZM11 235V236H10ZM13 235V236H12ZM84 235V236H83ZM184 235V236H183ZM199 235L201 236V237H199ZM19 237V238H16V237ZM28 236V237H27ZM96 236H97V239H96ZM128 236L130 237V238H128ZM182 236V237H181ZM187 236H188V238H190V239H188L187 238ZM191 236H194V237H192V240L193 241H195L194 243H193V241L191 240ZM204 236H206V237H204ZM210 238V241H208L209 239H207L208 237ZM26 237V238H25ZM198 237V238H197ZM218 237L220 238V239H218ZM233 237V238H232ZM12 238L13 239H15L14 241H15V244L14 245H12L14 242H13V240H12ZM28 238V239H27ZM55 238V239H54ZM58 238V239H57ZM127 238V239H126ZM215 238L218 240V241H216L215 240ZM236 239L237 241H234L233 242V239ZM21 239V240H22ZM60 239V241H58ZM96 239V240H95ZM195 239V240H194ZM201 241H200V240ZM227 239V238H226ZM234 239V240H235ZM6 240V241H5ZM161 240H163V241H161ZM212 240H215V241H212ZM56 241V242H55ZM198 241V242H197ZM48 242V243H47ZM53 242V243H52ZM58 242V243H57ZM165 242V243H164ZM200 242V243H199ZM202 242V243H201ZM207 242L209 243V244H207ZM216 242H218V243H216ZM10 243H11V245H10ZM114 243V244H113ZM196 243H197V246H196ZM206 243V244H205ZM211 243H212V246H211ZM221 243V244H220ZM236 243H238V244H236ZM168 245V246H166L167 247V252L165 253V254H162V253H160L161 251H159V249L161 248V245ZM182 244V245H181ZM190 244H191V247H190ZM201 244V245H200ZM217 244H220V246H219V248L217 247ZM12 246V247H10V246ZM194 246V248H195V251H193L194 250V248L192 249V247ZM239 245V246H238ZM240 245H242V247L240 246ZM6 246V247H5ZM119 246V247H118ZM200 246V247H199ZM209 246V247H208ZM214 246H215V248H214ZM237 246V247H236ZM28 247L29 246H26L25 247V249L26 250H29L30 251V247H29V249H28ZM187 247V248H186ZM204 247V249H202ZM238 247H239V249H238ZM5 248V249H4ZM169 248V249H168ZM200 248V249H199ZM214 248V249H213ZM218 248V249H217ZM229 249V250H227L225 253L226 254H228V257L226 256V254L224 253H222L221 255H219V254H217V256L216 255H212V253H214L216 250V252H215V254L218 252V251H223L222 249ZM237 248V249H236ZM11 249V250H10ZM192 250V251H190V250ZM207 249H209V250H207ZM67 250V251H66ZM156 250L158 251V255H155L157 252H156ZM183 250H185V251H183ZM196 250H198V251H196ZM200 250V251H199ZM203 250V252H207L206 254L207 255H204V254H202V251ZM5 251H7V252H5ZM39 253H38V252ZM65 251L67 252V253H65ZM155 251V252H154ZM190 251V252H189ZM31 252V251H30ZM121 252V253H120ZM150 252L152 253V252H154L155 254L154 255H150ZM180 252H182V254H180ZM189 252V253H188ZM13 253V252H12ZM33 253H35L34 255H36V253H37V255L36 256H34L33 255ZM184 253V254H183ZM200 253V254H199ZM4 254H5V256H4ZM169 254H170V256H169ZM166 255V256H165ZM184 255V256H183ZM195 255V256H194ZM234 255V256H233ZM7 256H9V257H7ZM40 256V257H39ZM130 256H131V258H130ZM146 256V257H145ZM164 257V261H163V257ZM181 256V257H180ZM201 258H203V259H201ZM219 256H221V257H219ZM223 256H225V257H223ZM51 257H53V258H51ZM58 257V260H59V256H56L55 257V255L53 254V256L51 255L49 258H50V260H52V262H50V260H49V262H46L45 264H56L58 261L55 259V258H57ZM148 257V258H147ZM175 257L177 258V259H175ZM180 257V258H179ZM190 257V258H189ZM195 257V258H194ZM233 257V258H232ZM4 258V259H3ZM26 258V259H25ZM28 258V259H27ZM35 258H36V260H35ZM167 258V259H166ZM185 258H186V260H185ZM191 258H192V260H191ZM198 258V259H197ZM202 260H200V259ZM7 259V260H6ZM14 259V260H13ZM18 259V260H17ZM205 259V260H206ZM213 259V260H212ZM13 260V261H12ZM39 260V261H38ZM148 260V261H147ZM163 262H162V261ZM175 260H176V262H175ZM198 260V261H197ZM3 261V262H2ZM21 261H22V263H21ZM139 261H137V263L139 262ZM195 261L197 262V263H195ZM201 261V262H200ZM32 262V263H31ZM34 262V263H33ZM152 262V263H151ZM200 262V263H199ZM44 264V263H43Z\"/></svg>","mask_w":264,"mask_h":264}]
</instances>
